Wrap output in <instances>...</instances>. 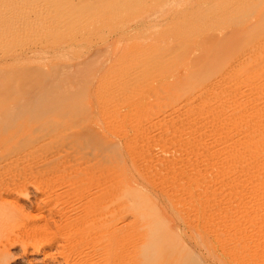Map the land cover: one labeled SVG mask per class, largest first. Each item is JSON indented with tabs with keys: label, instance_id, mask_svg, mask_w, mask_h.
<instances>
[{
	"label": "rangeland",
	"instance_id": "374dc122",
	"mask_svg": "<svg viewBox=\"0 0 264 264\" xmlns=\"http://www.w3.org/2000/svg\"><path fill=\"white\" fill-rule=\"evenodd\" d=\"M44 1L46 2V0H44ZM92 1H94V0H92ZM99 1H100L99 2L100 6L99 5L95 6L96 4H94V2H92L94 4L93 5L91 3V0H90V2L86 3L87 5L89 3H91L90 4L91 6L88 5V8H90L89 10H87V8H85V7H87V5H85L83 7V6H80L78 4L77 5L73 4L72 5L73 7H68L69 9L68 8L67 9L70 10L72 18L70 17V12H68V10H66L65 8H62L60 1H59V4H58V2L56 3V5H58V8H57V6H55L57 9L56 12L52 11L50 6H49L50 8L47 7V5L50 4L51 0H49V1L47 0L46 3H41V2H43V1H41L40 5L42 4V6H46L47 8H49V9H46V7H44L47 11L44 8L41 9L42 10L41 14L45 11V15L43 14V16H41L39 14L40 15L39 17H41L43 19V20L41 19L43 21V23H44V19H46V18L48 19V16H46V12L47 13L50 12L51 16H52V12H54L56 14L55 15L53 13L54 15L52 16V18H50L51 16L49 14H47L50 16L49 22H48L49 23L48 27L49 26L55 27L56 23L60 24L61 22H58V21L55 22L56 21L55 19L58 18L59 15L61 17V16H65L66 14H69V15H66V18L68 20H66V18L64 17L66 22L67 21L70 22V20L71 21L74 20L75 21V22H73L74 26H77V27H73V25H71V28L72 27L74 28L71 32L70 29H66L68 27L70 28V24H69V26H67L68 22L66 24V23H64L65 21L63 20V23L66 25H64V24L62 26L56 25L57 30L55 29L56 27L51 28L54 30V31H52L53 34L57 35V36L54 35V36H56L55 37L56 39H54V36H51L50 32L48 33V30L50 28L48 29L47 26L45 25V23H44L45 26L43 25V23L41 25L38 23L37 27L42 26V27H44V29L47 28L45 30V32L47 31V33H45L44 29L40 28V27H38V29H39L38 31H40L41 33L40 32L37 33L38 32V31L36 32L37 29L35 31H33V33L30 32L33 35H35L37 33V35H35L37 37V39H36L37 42H36V41H34L36 37L34 38L33 35L31 36L28 33H26L31 37V39L29 37H26L27 35L24 34L26 31L23 32V35H21L22 34L21 32L19 34L18 33L16 34L15 31H13V33H15V34H12V32H11V34L13 36L17 35L18 37H21V36L24 37V35H25L26 38L24 37L21 39V38H18L16 36L18 40L15 41L16 38H13L11 36L13 39L12 38L10 39L9 34L6 33V32H8V31H6L7 30L6 28L8 26H10V23L6 22L7 20L5 21V19H6L5 15L6 14L4 12L6 10L3 9V8H6V6H5L6 4L4 3V2H6V0L5 1L0 0V2L2 4H4L3 8L0 7V9L2 10V11H0V13H1L0 17L2 16L4 19L2 17L0 19H2L3 22H5V23H2V21H0V25H1L0 26V32H1L0 36L2 35L0 37V45L2 44L1 42L2 41L4 42V40H7L8 37H9V40L12 42L13 46L18 41L22 42L23 39L25 41L28 38V40H27L28 43L27 42L21 43L22 47L18 46V45H20L19 44L20 42L17 43L15 45V46H17L16 47L17 49L16 48L15 49L10 48L11 51L8 50V52H7V51H5L4 48H0L2 50V52H0V57H1L0 58V70L2 71L5 69L4 71L7 70L9 72H12L11 70H15V67L17 68L16 65H20L18 67L19 68L23 67L24 72L26 71L24 74H26V75L23 74L24 75L23 76L21 74V73H23V69L19 70V68H17L18 69L17 71L15 70L16 73H15V71H13V73L17 74V76L14 74L15 77H18L21 74V76L24 77V78L23 77L22 78L24 79V83H26V84L30 79L29 77H32L34 79L36 76V78H37V75H36L37 73L39 76V70L42 71L40 73V76L43 75L41 78H45L42 81L39 80L40 82H42L41 86H39L41 83H38L34 79V81H35L34 83L35 84L38 83L37 86L40 88L36 87V85H35V87H34L35 90L36 91L38 90L37 92H35L34 88L32 87L34 83H32L31 87L33 88V90H31L32 88L30 89L31 92H29L30 91L29 89L26 90V93L28 91L27 95H25V92L22 93L20 98H22L21 100H23V101H20L19 104H18L19 99H18V101L14 100L15 101L14 103H12L13 101L11 100V103L13 106L12 107L10 106V108H12V110H10L9 107L6 108L8 104L6 105V103H5L6 99L2 96L3 94L0 93V95H1L0 96V102L4 103V105L2 104L3 105L2 110H4V111H0V117H1V115H3L1 117L2 119L0 118V120H1L0 121V124H1V126H0V147H1L0 148V162L1 163H3L2 161L5 162L8 159V157L14 159L15 154L18 153L24 159L23 163L19 166L24 167L22 165L25 164L29 167L31 165L30 164L31 162L29 159H31L33 156L28 157L29 151H27L26 149H29L30 151H33V149L37 150L36 148L32 147L33 144H35V143H36L35 146L37 145V143L42 144V148H44V149L48 146H52V145L54 146L55 145L54 146L55 147L54 154L56 153L55 155L53 154V156H51L52 161L50 160L48 162L50 165V168L52 167V169H53V171L50 175L47 172V170L50 168H49V166L46 167L47 163L44 162L45 160L43 159V157H41V154L39 157L36 156L37 162L34 161L36 166H33V168L36 167L39 170H41L42 169L41 167H44V166L46 168V169L43 168V171L41 170V172L39 170H35L36 168L34 169L36 171V174L38 173L37 174L38 179L43 181V182L41 181V183H38V186H40V188L35 189L33 187V186H35V184L33 182H30V180L28 181V179L25 178L26 176L20 180L15 181V182H10V183L8 182L7 184L6 183L1 184V186H0V197L2 198V200H4L5 204L0 208V212H1L0 213V264H80V263L81 264H91V263H93V264H113V263L120 264L121 260L126 258V257L129 258V257H133L135 255L141 254L142 250H141L140 244L144 240H149V241L154 240L153 242H156V243L159 242L158 244H160V242H161V245H163V246L165 245L164 246L165 249L167 247L169 248V243L168 244H165V243H167L168 241L169 242L171 241L170 245H172V247L170 246L171 248H169V250H168V248L166 249V250H168L166 253L167 255L166 256L163 255L165 258L163 256H162L163 259L161 258V251H160L155 256H152V258L149 260L150 264H155L156 261H158L159 255H160V258L162 259V262H160L158 264H176L175 258H177V257H178L177 258L178 261L180 260V264H187L188 262H190L189 264H191L193 261H199L198 262L199 264H248V259L250 256L249 253H251V248L253 250H256L259 253L257 256V259L259 256L262 259L264 257V241H263L264 240V235H263L264 231L261 230V231H259L260 232L259 233L257 231V230H259V228H256V234H258L256 237H258V238H255V241H256L255 244L250 243L247 231H248L249 220H251V218L252 219L258 218L259 216H261V214L264 210V207H263L264 206V203H263L264 202V199H263L264 198V168H263L264 163L260 162V161L259 162L256 161V163L252 162L253 164L252 163L250 164V161H248V159L244 158V156H243V154H244L243 150H245V147H244V145L241 144L242 143L241 140L238 141L239 142L238 143L236 138L233 139V138L226 137L227 135H225V131L223 132L224 127L221 129H217V128L212 129V127L210 126V124H211V122H210L208 124L211 127V128L209 127L210 129H204L205 131H201V130L199 131V129H196L193 126H191L194 123V121H192L193 118H192V120H190L191 117L188 118V121L189 120L191 121V122L189 121L191 125L189 124V122L187 125H185V123L182 122V119L184 122H186V118L184 116L185 114L183 115V113H186V111L189 112V110H188L189 107L191 109L192 106H194L196 104V97L200 95V94H196L194 92V90L195 89H196V91L198 90L197 93H199L200 92L199 90L201 88H202L201 91L205 90L203 88L205 86L204 85L205 83H207L206 84L207 86L209 84L212 86H217L218 84H220V81L223 82V80H224V79L221 80L222 77H224L223 76V74H224V69H223L224 66L223 65H225V63L228 61L229 56H226L227 59H225L226 57L223 53H221V54H223L222 59L224 61L223 65H222L223 68H221L223 70L220 69V67H221L220 64H219L220 67H219V65L217 66V69L219 68L220 71H219V69L217 70L216 67L214 68L215 70H217L216 73L218 72V74H219V72L223 71V74L218 75V74L214 73L213 69L209 68L210 71H213V73H214V75L212 73H210V74H212V77H211L212 81L210 80V78L207 79L208 81L207 80L204 81V79H202V77H200L202 79L201 82L199 81L201 79H198L199 74L202 75V73H204V76H206L205 73H207L206 69H208V68L205 65H204L205 66L204 67L203 64H204L205 60L207 59V57H208L207 55H209L208 53L210 52L211 48L213 50L214 49L216 50V48H214L215 46L212 42L215 39L218 40V38L217 37L214 38V36H216V35H212L210 32H216V33L218 32L220 34V37L223 34V36L229 37L232 40L234 38L233 43H232V40H229L228 38H226V39H228V43L230 46L226 44L227 43L226 41L219 40L220 43L223 41V43H221L222 45L219 44V46L223 47L224 50H226V51H227V48H229V50L227 52H229L231 49L235 51V49L237 48L238 50L236 49V51L238 52L239 47L243 43V40H244L243 37L245 36V33H243L244 32L243 29H244V27H246V25H248L245 23L249 22V24H250V22L254 19V16L253 17H251V15L245 16V10H244L245 7H244V5H242V2L240 4V8L237 9V11L230 13L229 12L230 10L228 9L229 0H218V1L217 0H215V1L214 0H210V1L205 0L206 2L204 0L203 1H201V0H198V1L197 0H178V1L177 0H175V1L174 0H144V2H143V0L142 1L140 0V2L142 4H139V5L137 4L134 6H132L134 3V0H132V1L126 0V2L129 1V2H133V3H132V5H131V3H129V5H130V8H129L128 3L124 2L127 5V7L125 6L124 9L125 10H131V8L134 7L135 8V9L133 8L134 12L133 11H130V12L125 11L124 12L123 7H122L124 16H123L122 12H120L119 14L116 13V14H114L116 18H113L114 20L112 21V18H111L112 16L110 17L111 19L108 18L111 13L109 14V12H107V11L106 12L104 11L105 14L104 13L101 14L100 12H103V11L97 10L96 13H100L99 16H95L96 14L93 13L92 10H96V9H98V7H101L102 2H103V5H102L103 7H104V3L105 4L108 3V5H110V6L112 4V3L108 2V0H106V2H105V0H103L102 2H101V0H99ZM137 1H139V0H137ZM220 1L222 3L224 1L225 2L222 4ZM140 2H138V3H140ZM1 3H0V6H2ZM124 3H123V5H121V2H120L119 5L124 6ZM136 3H134V4H136ZM143 3H144V5H143ZM43 4H45V5H43ZM51 4H53V3H51ZM119 5L118 4H116V5L112 4V6H114V7L119 6ZM209 5H211V6H209ZM60 6H61V8L59 9ZM105 6H107V5H105ZM197 6L199 7L200 10L197 8ZM200 6H204L207 9H204V7H200ZM219 6H220V8H219ZM195 7H196V10H195ZM215 7H216V9H215ZM73 8H74V10H72ZM75 8H76V11H75ZM61 9H65V11L63 12L64 15H62L60 13L63 11V10L60 11ZM79 9H80V11L82 10V13L85 11V13H83V14H86L87 11H90V13L92 15L95 14L93 16H95V18H97V19L95 20V18L93 17L94 21H92L93 18H90L91 21L90 20L87 21L88 16H89L88 15L87 20H86L87 22L82 21V23H81V21H80V23H79L78 21H79L80 13L78 14V16H76L78 21H76L77 19L76 20L73 19L76 12H80ZM107 10H108V8H107ZM72 11H74V14ZM109 11H111L110 8H109ZM132 12L134 14H132ZM2 13H4L5 15H2ZM107 13H108V15H106ZM83 14H81V15L83 16ZM92 15H90V16L92 17ZM121 15H122V17H121ZM147 15L149 17H147ZM54 16H55V19L53 18ZM68 16L70 17V19L68 18ZM82 16H80V20L83 19ZM235 16H236V18L241 19V21L238 24H232L233 18ZM202 17L203 18L205 17V18L203 19ZM61 18H63V17H61ZM126 18L129 20H127ZM47 19L45 20V22L48 21ZM109 19L112 22L109 23V21H108ZM207 19H208V22H206ZM38 20H39V18H38ZM58 20L62 21V19H60V18H58ZM97 20H98V23H95V21H97ZM102 20H104V21H102ZM218 20H220V22ZM39 22H40V20H39ZM50 22L52 24H53V22H55V23L52 25ZM102 22H103V24L105 22V24L103 25ZM113 22H114V24H113ZM7 24H9V25H7ZM86 24H89L88 27L91 25L90 26L91 30L88 29V27L83 28V26L85 27ZM96 24H98V25H96ZM176 24L177 25L179 24V26L177 27ZM181 24H182V26H181ZM78 25H80L79 26L80 28L78 27ZM105 25H106V27H105ZM59 26H61L62 28L65 26V29L64 28L62 29ZM81 26H82V29H81ZM3 27L5 29H3ZM190 27H191V29H190ZM201 27H202V29H201ZM182 28H183V30H182ZM41 29H43V30L41 31ZM58 29H60V30H58ZM1 30H4L5 33H3V31H1ZM55 31H58V32H55ZM78 31H80V32H78ZM196 31H199V32L196 34L195 33ZM96 32H100V35L99 34L97 35ZM101 32H103V33H101ZM64 33H65V35H64ZM75 33H76V35H75ZM47 34H50V36H47ZM186 34L189 36L187 37ZM225 34H227L228 36ZM58 35L60 37H58ZM80 35H82L83 37ZM72 36H73V38H72ZM207 36H208V38H207ZM223 36H222V38H225ZM39 37H41V38H39ZM50 37L51 38L53 37V38L51 39ZM32 38H34V40ZM69 38H70V40H69ZM201 38H204L205 42L207 41V45H205L206 43H204V46L208 47L207 48L208 50L206 51L207 53H203L201 42H198V41H201ZM32 40H33V42H32ZM53 40H54V43L56 42L57 44L56 43L52 44ZM68 41H70V42H68ZM208 41H210V44H211V45H209L210 48L208 46ZM4 43L2 44L1 47L5 46ZM8 43L9 42H7L5 44H8ZM173 43H175L176 45ZM182 43H183V46H182ZM189 43H190V45H189ZM26 44H27V46L30 45L31 47L28 46L29 47L28 48L26 46ZM180 44H181V47H180ZM196 44L201 45V48H199L198 45H196ZM224 45L228 46V47L226 48ZM8 46H9V44H8ZM196 46L199 48V50L201 49L200 50L201 52L198 51V48ZM18 47H20V48L18 49ZM25 47H26V49H24ZM33 47H35V48L32 49ZM30 48L32 49V51ZM219 48H217V50H219V51H217L218 54L215 52L216 58L219 55V58H217V59H220V57L222 56L219 53L220 51H222V49H219ZM23 49L25 52L27 51L26 52L27 54L23 52ZM41 50H43V51H41ZM46 50L48 52H45ZM190 50L191 51L193 50V51L191 52ZM205 50L206 49H204V52H205ZM15 51H16V53H15ZM19 51H21V54L18 53ZM123 51L125 52V54ZM13 52L18 57L21 56L16 61L12 57ZM158 52H159V54H158ZM199 52L202 54L201 57H200ZM227 52H226V54H227ZM231 53H232V51L230 52V54ZM2 54H3V56H2ZM99 54H101V55H99ZM140 54H142V55H140ZM173 54L175 57L170 58ZM213 54L214 53L211 52L209 57L210 56L214 57ZM227 55H229V53ZM43 56H45V58ZM165 56H166V58H165ZM202 56H204V57L202 58ZM211 57L209 59L210 61H211ZM192 58H193V61L191 60ZM200 58L205 59V60L202 61ZM1 59L3 60V62ZM137 59H139V60H137ZM163 59H166V60L164 61ZM182 59H183V61H182ZM50 60H51V62H50ZM221 60H216L217 64H218V61L221 62ZM88 61H89V63H88ZM168 61H170V62H168ZM189 61H190V64H189ZM197 61H199L201 63H199ZM206 61H208V60H206ZM47 62H49V63L47 64ZM150 62H152L151 65H153L155 67L150 66L149 65ZM160 62L167 63L168 67L167 66L166 67L168 68V70H167V68L164 67L166 64L164 66H162L163 64L160 65ZM10 63H13V64L11 65ZM208 63H209V61H208ZM208 63L206 65H208ZM28 64H29V66L32 65V66H30L31 70L38 69L34 72V73L37 72L35 74V76L32 75L34 73L29 74L30 72H32L30 69H29V71L26 70V69L30 68L29 66H27ZM156 64H157V66H156ZM191 64L194 66L196 64H198V67H200V65H201L205 69H202V67H200L197 70V68H198L197 65H196V67H194V66H191ZM52 65L55 68L51 67ZM61 65H62V67H61ZM79 65L80 66L82 65L81 66L82 69L84 67L86 68L89 66L88 69L92 72L87 71L88 69L87 70L86 69L81 70ZM93 65H95V66H93ZM159 65L161 66L160 68L164 67L165 69L164 68L158 69ZM10 66H12V68H9ZM24 66H27L28 68H26ZM38 66H39V68L40 67H43V68L45 67V68L39 69ZM91 66H93V69H91L92 68ZM94 68L97 69L98 71L95 70ZM151 68H152V70H151ZM66 69H69V70L66 71ZM79 69L81 72L79 71ZM149 69L151 70V72ZM154 69L157 70V75H156V73H155L156 71ZM201 69L206 70V72L199 71ZM51 70H54L55 73H54V71L51 72V74L54 73V75L51 76L52 77L51 81H49L50 80L49 72ZM72 70H74V71L71 72ZM108 70H110V71H108ZM137 70H139V71H137ZM158 70H160V71H158ZM161 70L163 71V73H161L162 72ZM189 70L191 73L189 72ZM7 71L5 73H3V71H2L1 72L2 76H1V74H0V76L1 77L4 76V78L7 79L9 77V76L7 77V75H11V73H9ZM20 71H21V73H20ZM44 71H46V72H44ZM85 71H87L88 73L83 74V72H85ZM95 71L97 72V74ZM140 71H142V74ZM27 72H29V73H27ZM111 72L112 73L116 72V75L111 74ZM133 72H135V73H133ZM144 72L145 73L147 72V73L145 74ZM47 73H48L49 77L47 76ZM68 73H70V74L68 75ZM71 73H75V74H71ZM91 73H92V75H91ZM118 73H120V74H118ZM195 73H196V75H195ZM27 74L29 75V77ZM62 74L63 75L66 74L69 77V78L67 77L68 83L67 84L65 83V85H64V80H65V82H67V79H65V78L63 79ZM107 74H108V76H106ZM160 74H162V75H160ZM169 74L170 75L173 74V75L169 76ZM197 74H198V76H197ZM30 75H32V76H30ZM56 75L58 77L55 79ZM66 75H64L63 77H66ZM72 75H74L75 80H74V77ZM88 75H89V77H88ZM151 75H152V77H150ZM184 75H186V76H184ZM188 75H190V76L188 77ZM193 75L196 76L197 81H199V82H195L196 78ZM215 75L217 77H214V79H212L213 76H215ZM25 76H27L29 79L26 78ZM46 76L48 78H46ZM90 76H93V77H90ZM133 76L134 77L136 76V77L133 78ZM191 76H192V78H191ZM1 77H0V82L3 80V79H1ZM59 77L61 78L60 79L61 81H59ZM82 77H84V79ZM103 77H104V79L105 78L106 79L105 80L103 79L104 81L102 82ZM112 77H113V79H112ZM18 78H20V77H18ZM25 78H26V80L28 79V81H26ZM72 78H73V82L75 81L74 82L75 85L72 82ZM86 78L88 79V81ZM136 79H138V80H136ZM46 80L49 81L48 82L49 84L47 83ZM62 80H63V82H62ZM117 80H119V82H117ZM153 80H155V81H153ZM16 81H15V83L19 82L18 79ZM22 81H20V84L24 85V89H25L27 86L25 84H23ZM31 81L33 82V80H31ZM31 81H29V82H31ZM44 81H46V82H44ZM53 81H54V84H53ZM58 81L63 83V85L65 86V88L64 87L63 88L66 90L61 88L62 83H60L61 84L60 85ZM69 81H70V84L72 86H69ZM89 81H90V83H89ZM113 81H115V83ZM141 81H142V83H141ZM152 81L154 82V84L157 83L156 86L154 85V87H156V88H154V90L152 87V85H153ZM182 81L185 83H183ZM55 82H58L59 86H58V84L55 85ZM98 82H99V84L100 83L101 84L99 85ZM186 82H187V84H186ZM76 83H79V84L82 83V85L80 84L81 85L80 87H82L81 88L82 91L81 90L80 91H81V93L84 92L83 94H85L83 96L78 91L81 94L80 99H79L80 94L79 95L76 94L77 96H79V97H77V99H75L76 98L75 95H73V96L71 95V97H73V99L68 97V96H70V95H68L69 92L70 93L76 92V91H74L75 89L73 90V88L75 86H77V85L79 86V84L76 85ZM102 83L104 84V87H102L103 86ZM134 83H135V86H134ZM139 83H141V84H139ZM147 83H149V84H147ZM47 84L49 86L48 88L50 89V91L52 90V87H55V86L60 87V89L57 87L55 88V89H57L58 93L56 92V90H55V92L53 91V93H55V97L59 96V98L58 97H57V99L54 98L55 100L50 99L51 96H52L51 98H53V95L51 93L52 91L50 92L49 90H46L47 93L42 95V98L44 97L45 99L44 98L42 99L41 97H40V99H35V96H37V98H38V95H39V94L37 95L36 93H38V92L40 93V91L42 90L43 87H44L43 92H45L44 89H46ZM50 84H53V85L51 86ZM144 84H145V86H144ZM188 84L190 85L191 89L187 88L188 90L187 89L185 90L184 87H187ZM192 84L197 85V86H195L196 88ZM30 85L31 84H29V86L27 88H30ZM89 85H91V86L89 87ZM117 85H119V86H117ZM138 85H140V86H138ZM141 85H143V86L141 87ZM146 85L148 87H146ZM160 85H161V87H160ZM181 85L182 86L184 85V87H182ZM66 86L68 88L71 87V89H68ZM83 86H85V87H83ZM106 86L108 89H109V87H111L110 90H108L106 88ZM124 86L126 87V89H124ZM129 86H131V87H129ZM198 86H201V88L198 89L199 88ZM22 88H23V86H22ZM131 88H133V89H131ZM134 88L139 89L138 93ZM159 89H161V90H159ZM71 90H73V92ZM78 90H79V87H78ZM116 90H117V93H116ZM148 90L150 92L152 91L151 93L154 95L153 96H152V94L149 95L150 92H148ZM182 90H183V93L181 92ZM78 92H76V93H78ZM126 92L127 93L135 92V93H133L134 95H131L132 93H129L130 95L128 94L129 95L128 96ZM176 92L179 94H177ZM32 93H34L33 96L31 95ZM49 93H50V95H49ZM118 93H120L121 96ZM139 93L141 95H143L145 93L143 97H145V95H146V100H145V98H142V97L140 99V97H138V96H140ZM173 93H174L175 97L172 96ZM175 93L177 96L175 95ZM180 93L182 96L180 95ZM190 93L191 94L194 93L193 97L189 96L192 99L187 97L188 95H191ZM40 94H42V93H40ZM58 94H60V95H58ZM108 94L111 97L110 99L111 100L113 99L112 100L113 103L111 102L112 103L111 105L109 103L111 100L109 101ZM111 94L114 97H112ZM122 94H124L125 96ZM169 94H171V96ZM62 95H64V96H62ZM66 95H67V97H65ZM99 95H101V96L99 97ZM118 95H119V97H118ZM126 95L128 96V98H126L127 97ZM194 95H196V96H194ZM46 96H48L49 100L46 98ZM149 96H151L150 99H149ZM64 97L66 99H64ZM171 97H173L174 99H171ZM61 98H63V99H61ZM68 98H70V99L67 100ZM114 98H115V100H114ZM136 98H138L137 99L138 101L136 100ZM1 99H3V101ZM129 99L132 101H130ZM165 99H168V102ZM175 99H176V101H175ZM179 99L181 100L180 102H179ZM183 99H186V101L189 100L187 102L189 105H190V101H191L192 106L187 105L186 101ZM36 100H39L38 102H40L42 100L40 102V105H37V107L39 109H37V107L35 106ZM59 100H60V102H59ZM73 100H75V103L77 102L76 104H78L80 106H81V104H83L81 107L79 106L80 109L79 108L77 109L76 106H78V105H76ZM79 100L81 102L80 104L78 102ZM116 100L117 101L119 100V101L117 102ZM156 100H158V103L156 102ZM114 101L117 102L116 106H115ZM121 101H123V102H121ZM126 101H130V103H127ZM140 101H141V103H140ZM143 101H144V104L145 103H147V104H145V105L142 104ZM148 101H150L149 102L150 104H148ZM164 101L167 102V106H166V102L164 105ZM192 101L195 104L194 103L192 104ZM69 102H71V103L68 104L69 105V107H68L67 103H69ZM131 102H132V104H131ZM135 102H136V104H135ZM152 102H154V104ZM15 103H17L20 106L16 105ZM54 103L57 106H55ZM172 103L174 105L175 104H177V105L174 106ZM21 104L23 107L21 106ZM27 104H28V106H27ZM113 104L117 109L111 108L113 106ZM183 104H184V107H182ZM185 104L188 107L185 106ZM49 105L52 107H50ZM143 105H144V107H143ZM169 105H170V107H169ZM155 106L156 107L160 106V107L155 108ZM171 106H172V111H171ZM176 106H177V108H176ZM32 107H35L34 110L32 109ZM46 107H48L47 110H45V112L43 111V113H41L40 111L44 110ZM71 107L75 108V109H72ZM139 107L140 108L143 107V109L141 108V110H139L140 109ZM168 107H169V109H168ZM52 108H54V109H52ZM60 108L62 109V111H60ZM66 108H68V109H66ZM70 108L72 111L70 110ZM107 108H109V110ZM124 108H126V109H124ZM157 109H158V111H157ZM177 109H178V112L175 111ZM31 110H32L34 115L32 114ZM111 110H112V112H110ZM180 110L182 111L181 112L182 114H179L180 115L179 117L182 116V118L180 119L178 117V115H176L180 121L175 120V119H177L175 114L180 113ZM8 111H9V113H8ZM10 111H13V112L11 113ZM20 111H22V112H20ZM59 111L61 114L59 113ZM105 111H106V114H105ZM195 111L196 110L194 108L189 113H194ZM1 112L2 113L4 112V113L2 114ZM108 112L110 113L109 118H107ZM151 113H153V114H151ZM167 113H170V115L174 114L173 117L171 115V118H174V120L169 119L170 115H168ZM46 114H48V115H46ZM79 114L82 117H85L88 114H90V115H88V117L86 116L85 119L83 120V123L80 124L79 126H78L77 121H76L77 123L74 122L77 125L76 124L74 125L73 120L75 121V118L77 119V116ZM120 114H121V116H120ZM166 114H167V116H169L168 119H166L167 118ZM164 115H165V117H163ZM10 116H12V117H10ZM54 116H55V118H54ZM3 117L4 118L6 117V118L3 119ZM162 117H163V119H161ZM72 118H74V119L71 122ZM79 118L82 120L81 117H79ZM86 118H89V119H86ZM204 118H206V117L204 116ZM157 119H159V120L161 119L162 123H161V121H157ZM164 119H165V122H164ZM8 120H9V122H8ZM61 120H63V121H61ZM168 120H171L174 123L170 124V126H169ZM26 122H28V123H26ZM175 122H177V123H175ZM166 123H168V124H166ZM70 124H72V125H70ZM175 124H176L175 127L177 129L174 128ZM24 125H26V126H24ZM27 125H28V127H27ZM60 125H62V126H60ZM68 125L71 126V127H69L70 129L67 128ZM82 125H83V127H81ZM93 125L95 127L94 129H93ZM149 125H150V127H149ZM153 125H155V126H153ZM189 126H190V128H189ZM36 127H37V129H36ZM181 127H184V128H181ZM84 128H86V130ZM33 129H34V131L32 132L31 130H33ZM83 129L85 130V134L83 133L84 135L81 134ZM165 129H166V131L169 130V132H166ZM170 129H171V131H170ZM179 129L182 131L179 132ZM95 130L96 131L100 130L101 133H100V131L96 132ZM225 130H226V134H227L228 130L227 129H225ZM79 131H80V133H79ZM196 131H198V132H196ZM66 132H67V134H66ZM69 132H71V133H69ZM170 132L172 134H170ZM204 132H207V133H204ZM211 132L213 133V135ZM89 133H90V136H89ZM163 133L164 134L166 133V134L164 135ZM176 133L178 134L177 136H176ZM202 133H204L203 135H204L205 139L203 138ZM216 133L218 135H216ZM60 134H62V135H60ZM92 134H94V135H92ZM100 134H101V136H100ZM56 135H58V136H56ZM91 135L93 136V138L91 137ZM96 135H99L100 138L95 137ZM102 135H104V136H102ZM205 136H207V137H205ZM47 137H49V138L45 140V138H47ZM75 137L78 139V141H75V140H77V139H75ZM86 137H89V138H86ZM217 137L220 138V141ZM21 138H23V139H21ZM90 138H92L93 140L92 139L90 140ZM94 138L96 139V141ZM97 138L102 143H100V142L98 143L99 140ZM209 138H212V140H215V142L211 141V139H209ZM215 138H217V139H215ZM33 139H37L38 141H31ZM70 139H72L71 144H75L74 142H77V144L73 145L74 147H72V145L70 144L71 146H69L70 147L69 148L67 145V142H69ZM73 139H75V140H73ZM104 139H105V141L107 140L106 143L103 142ZM142 139H143V141H142ZM173 139H174V141H173ZM206 139H208V140H206ZM223 139L225 141H223ZM217 140H218V142H217ZM41 141H43V143ZM93 141H95V143ZM108 141H109V143H107ZM135 141H137L138 143ZM152 141H153V143H152ZM184 141H186V142H184ZM189 142H190V144H189ZM191 142H192V145H191ZM208 142H210V143L212 142V143L209 145ZM232 142L238 143L239 147H237L238 145L236 146V144L233 143L234 147H235V149H234ZM217 143H220L221 145L220 144L218 145ZM40 144H38V146H36L37 148H39V150L41 148ZM63 144L67 145V146H64ZM99 144H101L102 146ZM229 144L230 145L232 144L231 145L232 148ZM80 145H82L84 148L83 147H82L83 149L79 148V147H81ZM106 145H108V146H106ZM177 145H178V147H177ZM204 145H206V147ZM227 145H229V148H227L228 147ZM240 145H242L243 148L240 147ZM77 146L79 149L77 148ZM21 148H22V150L19 151ZM23 148L25 149L24 151H26V153L23 151ZM156 148L161 149L163 152L161 150H157ZM241 148H242V150H237V149H241ZM17 149L19 152H22V154H20L17 151ZM209 149H211V150H209ZM221 149H223V150H221ZM225 149L228 151L227 153H226ZM39 150L37 152H39ZM72 150H75V152ZM76 150H78L77 153H76ZM229 150H232V151H229ZM151 151H153V152H151ZM89 152H91V154H89V157H88ZM23 153L25 155H23ZM224 153H225V155H223ZM231 153H233V154H231ZM7 154H8V156H6ZM18 154H17V156H19ZM215 154H217V155H215ZM81 155H82V157H81ZM232 155H234L233 158H232ZM26 156L28 158H26ZM164 156H165V158H164ZM12 159H8L7 162H9V160H12ZM25 159H26V161H25ZM213 159H215V161ZM21 161H22V159H21ZM237 161H239V162H237ZM28 162H30V163H28ZM34 162L32 161V163H34ZM53 163H54V165H53ZM28 164H30V165H28ZM250 165H252V166H250ZM254 167H256V168H254ZM100 168L102 170L104 169L105 171L108 170L110 175H111L110 178L99 179L98 177L102 176L101 175L102 172L99 170ZM244 169H245V171H244ZM104 170H103V172L105 173ZM246 170H247V172H246ZM254 171H256V172H254ZM99 173H100V176H99ZM202 173H204V174H202ZM232 174H234V175H232ZM47 175L50 176L49 181H48V183H44ZM98 180L103 181L101 186L97 185L98 182H100ZM226 180H227V183H226ZM24 181L26 184L24 183ZM26 181H28V183ZM27 186H28V188H27ZM32 187L34 188V190ZM100 187L104 191L107 190L106 192L103 191L105 194H110L108 192H111L112 194L116 193V192H119L121 194L124 192L125 195H130L131 201H130L129 196L128 197L123 196L125 198L122 197L123 199L120 200L119 202H117L116 204L111 205L109 207H105V208H107V211L105 208H102L103 210L101 209V211H100V210H98L99 204L92 202L93 199H95L94 196H96V194L99 193L98 189H100ZM252 187H253V189H252ZM59 189H61V192ZM33 191H36V194L33 193ZM39 192H41V193H39ZM126 192H128V193L126 194ZM129 192H130V194H129ZM135 192L139 193V194H135ZM38 193L40 194V196L43 195L42 197L39 196L40 199H38L36 197L38 195ZM64 193H65V196H63ZM132 193H134V196ZM251 193H253V194H251ZM88 194H90V195H88ZM58 195H62L63 197L59 198ZM72 195H73V197H72ZM141 196H142V200H141ZM36 198H37V200H36ZM56 198H58V199H56ZM132 199H134V200H132ZM139 199H140V203L139 202L137 203V201ZM38 200H41V201H38ZM61 200H63V201H61ZM134 201H135V203H134ZM260 201H261V203H260ZM43 202L45 204H43ZM129 202H131V203H129ZM65 203L67 204V206H65L66 205ZM48 204H49V206H48ZM134 204H135V206H134ZM224 204H225V206H224ZM46 205L48 208L45 207ZM128 205H130V206H128ZM129 207L134 208V210H133L135 212L134 214L132 212V209H129ZM148 207H150V208H148ZM127 209H128V212L126 211ZM124 211H126V212H124ZM107 212H109V213H107ZM52 213L54 216H52ZM106 213H107V215H105ZM126 213H127V215H126ZM129 213L130 214L132 213L135 216L132 217V214H131V216L128 215ZM156 214L159 216H156ZM91 215H95V217L94 216L92 217ZM101 215L102 216L104 215L102 219H100L102 217ZM151 215L154 217H152ZM175 216L177 217V219ZM114 218H116V220ZM128 218L130 219V221L133 219V223L131 224V226H132V229H133L134 234H135L134 239H133L134 242L131 244L128 242H125V241H122V242L120 241V238L122 237L121 232L126 233V231L130 230L129 229L130 225H128V224H130V222H128L129 221ZM146 218H148V219H146ZM104 219H105V222H107V220H108L110 224L109 223L103 224V222H101V221H103ZM111 219H113L112 221H114V222H110ZM124 219L127 221H125ZM145 219L147 221H145ZM95 220L97 221V223ZM151 220H153V221L149 222ZM93 221H95V222H93ZM115 221L116 222L118 221L117 224L115 223ZM119 221H120V223H119ZM80 222H82V223H80ZM87 222H90V223L88 224ZM98 222H99V224H98ZM161 222H163L164 224ZM101 223H102L101 226L104 229L108 228L109 226L111 227V224H112V226L116 224V226L121 227V230L120 231L117 230L118 232L113 235L115 237V239H111V236H109L108 233L105 231H104L105 233L104 232L102 233L103 236H101L100 238L98 237V236H100L99 233L101 232V230H103V228H99ZM143 223L144 224L149 223L151 225V227H150V225L148 227L144 226ZM156 223H160V224H156ZM195 223L197 225L199 224L198 225L199 227H197V225ZM87 224H88V226H87ZM93 224H95V225H93ZM137 224H139V225H137ZM140 224H142L141 226H144V227H141ZM165 224L166 225L168 224V225L166 226ZM146 225H148V224H146ZM155 225H157V226H155ZM75 226H76V228H75ZM163 226H166V227H163ZM191 226H193V227L191 228ZM146 227L148 229H146ZM189 227H190V229H189ZM245 227L247 228V230H245L246 229ZM63 228H64V230H63ZM159 228H162L160 230V231L163 230L162 233H160ZM166 228H168V229L166 230ZM200 228L202 229V231L200 230ZM234 228H235V230H234ZM153 230H155L156 231L155 233H158V235L155 234ZM164 230H165V232L167 231V233H165ZM180 230L182 231V233ZM86 231H87V233H86ZM240 231H241V233H240ZM201 232H203V234ZM75 233H77V234H75ZM159 233L161 235L165 234L166 237H165V235H163V237H162L161 235H159ZM71 234H74V235H71ZM69 235L72 236L71 237L72 239L70 237L66 238V236H69ZM148 235H149V237H148ZM105 236H106V238H105ZM243 236H244V238H243ZM84 237H85V240H83ZM193 237H195L194 239L197 238L196 240H198L199 242L194 240ZM156 239H158V242ZM161 239H163L164 241L163 240L161 241ZM114 240H116V241H114ZM178 240H179V243H178ZM77 241L80 242L81 245H80V243L78 244ZM138 241H139V243H137ZM240 241H242L243 243ZM162 242H164V243L162 244ZM183 242H185V244ZM260 242L263 244V247H261L262 245ZM172 243L175 245H173ZM77 244L79 245V247L75 246ZM198 244H200V245H198ZM183 245H185V246H183ZM84 247H86V248H84ZM97 247H99V249ZM180 248L182 251L180 250ZM106 249H108V250L106 251ZM171 249H173V250H171ZM92 250H94V251H92ZM163 252H165L164 249H163ZM169 252L170 253L172 252V253L170 254ZM194 255H195V257L198 258V259L196 258L197 260L195 259V257H193ZM189 256H190V258H194L195 260L194 259L191 260L189 258ZM156 258H157V260L155 261ZM81 259H83V260H81ZM173 260H174V262H173ZM193 263L195 264L197 262H193Z\"/></svg>",
	"mask_w": 264,
	"mask_h": 264
},
{
	"label": "bare ground",
	"instance_id": "6f19581e",
	"mask_svg": "<svg viewBox=\"0 0 264 264\" xmlns=\"http://www.w3.org/2000/svg\"><path fill=\"white\" fill-rule=\"evenodd\" d=\"M5 1V0H4ZM41 1H43V2H41ZM49 1V0H48ZM59 1H60V4L62 5V8H65L66 10H68L69 8L68 7H73L72 5L73 4H78V5H80V6H85V5H87L86 3H88V2H90V0L88 1V0H51V2H50V4L49 5H47V7H51V9H52V11H54V12H56L57 11V9H56V7L55 6H57V8H58V5H56V3L58 2V4H59ZM96 1V2H95ZM103 0H101V2H102ZM121 2V5H123V3L125 2V3H128V5H129V3H131V5H132V3L133 2H129V1H127L126 2V0H108V2H110V3H112L113 5H116V4H118L119 5V3ZM132 1V0H131ZM142 1V0H141ZM175 1V0H174ZM178 1V0H177ZM176 1V2H177ZM198 1V0H197ZM201 1H203V0H201ZM205 1V0H204ZM210 1V0H209ZM215 1V0H214ZM218 1V0H217ZM40 2L41 3H46L47 2V0H46V2L44 1V0H6V2H4L6 5V8H3V6H4V4H2L1 2V5L2 6H0V7H2L3 9H5L6 11L4 12V13H2V15H5L6 16V19H5V21L6 22H8V23H10V26H8L6 29V31H8V32H6L7 34H9V37H10V39L13 37V38H16L15 39V41L16 40H18L17 39V37L15 36H13L12 34H15V33H13V31H15L16 32V34L18 33H22L21 35H23V32H25L24 34H26V33H28L29 35H33L32 33H33V31H35L36 29V32L39 30L38 29V27H40V26H38L37 27V24L39 23L40 25L43 23V19L41 18V17H39L40 15L41 16H43V14L45 15V11L41 14V9L42 8H44V7H46V6H42V4L40 5ZM92 2H94V4H96L95 6H97V5H99L100 6V1L99 0H94V1H92L91 0V3ZM99 4H98V3ZM105 2H106V0H105ZM118 2V3H117ZM137 2V3H136ZM138 2H140V0L139 1H135L134 0V3H136V4H134L133 3V5L132 6H134V5H139V4H142L141 2L140 3H138ZM143 2H144V0H143ZM151 2V1H150ZM206 2V1H205ZM221 2V1H220ZM225 2V1H224ZM223 2V3H224ZM241 2H242V5H244V10H245V16H247V15H251V17H253L254 16V19L250 22V24H249V22L248 23H245V24H248V25H246V27H244V29H243V33H245V36L243 37L244 38V40H243V43L241 44V46L239 47V51L237 52L236 51V49H235V51L234 50H230L229 52H227L228 50H229V48H227L228 46H225L226 48H227V51L226 50H224V48L223 47H220L219 46V44L220 45H222L221 43H223V41L220 43L219 42V40H224V41H226L225 43L227 44V45H229V43H228V39L229 40H232L231 38H229V37H226V36H223V34L221 35V37H220V34L217 32H210L212 35H216V36H214V38L215 37H217L218 38V40H213V44H214V48H216V50L214 49H212L211 48V50H210V52L208 53L209 55L211 54V52H213L214 54V57H211V61L209 60L210 59V57H209V55H207L208 57H207V59L206 60H208L209 61V63H208V61H206L205 59H202L204 56H202V58H200L202 61L203 60H205V62H204V64H203V66L205 65L208 69H206L207 70V73H205V75L207 76H204V73H202V75H200L199 74V76H198V74H197V76H198V79H201L200 77H202V79H204V81L205 80H207V79H209L210 78V80H211V77H212V74L214 75V73H216V71L219 69H217V66L220 64L221 65V67H220V65H219V67H220V69L221 68H223V66H224V74H223V71H221V72H219V74H218V72L216 73V74H218V75H220V74H223V76L224 77H222V79L221 80H223V82H221L220 81V84H218L217 86H212V85H206L207 83H205L204 85L206 86H202L205 90H202L201 91V86H198L199 88L198 89H200L199 91V93H197V91H196V89L194 90V92L196 93V94H200L199 96H197L196 97V104L192 101V104L194 103L195 105V107L194 106H192L191 105V101H190V105L187 103L188 101H186V99H183V100H185L186 101V104L187 105H189V106H192V108L190 109V107H189V112H191L194 108H195V112L194 113H189V112H187L186 111V113H183V115L185 116V118H186V122H184L183 121V119H182V122L183 123H185V125H187L188 124V122L190 121V120H192V118H193V120L192 121H194V123L191 125L190 124V122H189V124L191 125V126H193L194 128H196V129H199V131L201 130V131H205L204 129H210L211 127H212V129H215V128H217V129H221V128H223L224 127V130H223V132L225 131V135H227L226 137H228V138H236V140H237V142L238 141H240L241 140V144L242 145H244V147H245V150H243V156H244V158H246V159H248V161H250V164L253 162V163H256V161H260V162H263L264 163V0H229V2H228V9L230 10L229 12L230 13H233L234 11H237V9H239L240 8V4H241ZM51 3H53V4H51ZM91 3H89L88 5H90ZM109 3V4H110ZM115 3V4H114ZM124 3V6H121V5H119V6H112V4H111V6L110 5H108V3H104V7L102 6L103 5V2H102V5H101V7H98V9H96V10H92L93 11V13H95V14H93V15H95V16H99V14L101 13H104L105 14V12L107 11V12H109V17L108 18H110L111 16V18H112V21L114 20L113 18H116L115 17V15L114 14H119L120 12H122L123 13V10H124V12L125 11H127V12H130V11H133V8H131V10H125L124 8H125V6L127 7V5ZM198 3V2H197ZM201 3V2H200ZM222 3V2H221ZM222 3V4H223ZM93 4V3H92ZM93 4V5H94ZM177 4V3H176ZM205 4V3H204ZM215 4V3H214ZM213 4V5H214ZM43 5H45V4H43ZM88 5H87V7H85V8H87V10H89L90 8H88ZM92 5V6H93ZM105 5H107V6H105ZM143 5H144V3H143ZM226 5V4H225ZM42 6V7H41ZM91 6V5H90ZM94 6V7H95ZM209 6H211V5H209ZM46 7V9H49V8H47ZM76 7V6H75ZM103 7V8H102ZM122 7H123V10H122ZM200 7H204V6H200ZM61 8V6L59 7V9ZM68 8V9H67ZM92 8V7H91ZM107 8H108V10H107ZM109 8L111 9V11H109ZM129 8H130V5H129ZM197 8L199 9V7L197 6ZM210 8V7H209ZM219 8H220V6H219ZM45 9V8H44ZM43 9V10H44ZM45 9V10H46ZM65 9H61L60 11H62V12H60L62 15H64V11H65ZM84 9V8H83ZM94 9V8H93ZM135 9V8H134ZM197 9V10H198ZM204 9H207L206 7H204ZM203 9V10H204ZM215 9H216V7H215ZM72 10H74V8L72 9ZM78 10V9H77ZM86 10V9H85ZM97 10H99V11H103V12H100V13H96L97 12ZM195 10H196V7H195ZM200 10V9H199ZM227 10V9H226ZM225 10V11H226ZM0 11H2L1 9H0ZM4 11V10H3ZM47 11V10H46ZM75 11H76V8H75ZM79 11H80V9H79ZM84 11V10H83ZM95 11V12H94ZM105 11V12H104ZM207 11V10H206ZM54 12H52V16L55 14ZM68 12H70V10H68ZM73 12V14H74V11H72ZM88 12V13H87ZM86 12V14H83V13H85V11L82 13V10L80 11V12H76V14H75V16H74V18L73 19H77L76 18V16H78V14L80 13V16H82L81 14H83V16H82V20H80V16H79V21H78V19L76 20V21H78L79 23H80V21H81V23H82V21L83 22H85L86 20H87V16H88V20L87 21H89L90 20V18H95V16H93L91 13H90V11H87ZM134 12V11H133ZM132 12V14H134ZM192 12V11H191ZM204 12V11H203ZM227 12V11H226ZM54 13V14H53ZM58 13V12H57ZM1 14V13H0ZM40 14V15H39ZM47 14H49L50 16H51V13L49 12V13H47L46 12V16H48V21H46L45 22V20L46 19H44V23H45V25L47 26V28L49 29L48 30V33L50 32V34H51V36H54V35H56V34H53V32L52 31H54L53 29H51V28H53L54 26H49L48 27V25H49V15H47ZM98 14V15H97ZM202 14V13H201ZM220 14V13H219ZM56 15V14H55ZM66 15H69V14H66ZM66 15L65 16H61V17H65L66 18ZM90 15H92V17L90 16ZM106 15H108V13L106 14ZM218 15V14H217ZM4 16V17H5ZM52 16L50 17V18H52ZM73 16V15H72ZM102 16V15H101ZM123 16H124V13H123ZM205 16V15H204ZM210 16V15H209ZM2 17V16H1ZM0 17V18H1ZM45 17V16H44ZM43 17V18H44ZM57 17V16H56ZM60 17V15L58 16V18H60V19H62V21L61 20H58V18H56L55 19V16L53 17L55 20V22H61L60 24L59 23H56V25H63L64 23H66L67 24V22H68V24H67V26H69V24H70V28L68 27V28H66V29H70L71 30V32H72V30L74 29L73 27H77V26H74V23L73 22H75L74 20H70V22L69 21H67L66 22V20H68L67 18H66V20H65V18L63 19V18H61ZM70 17H71V12H70ZM70 17L68 16V18L70 19ZM121 17H122V15H121ZM147 17H149L148 15H147ZM146 17V18H147ZM206 17V16H205ZM204 17V18H205ZM244 17V16H243ZM242 17V18H243ZM3 18V17H2ZM38 18H39V20H40V22H39V20H38ZM72 18V17H71ZM94 18H93V20L92 21H94ZM110 18V19H111ZM203 18V17H202ZM203 18V19H204ZM4 19V18H3ZM42 19V20H41ZM97 18H95V20H96ZM110 19L108 20L109 21V23L110 22H112V21H110ZM127 19V18H126ZM138 19V18H137ZM195 19V18H194ZM212 19V18H211ZM238 19V20H237ZM52 20V19H51ZM50 20V21H51ZM63 20L65 21L64 23H63ZM117 20V19H116ZM115 20V21H116ZM127 20H129V19H127ZM131 20V19H130ZM145 20V19H144ZM213 20V19H212ZM248 20V19H247ZM0 21H2V23H5V22H3V20L2 19H0ZM86 21V22H87ZM91 21V20H90ZM102 21H104V20H102ZM114 21V22H115ZM146 21V20H145ZM206 21V20H205ZM219 22H220V20H218ZM241 21V19L240 18H236V16L233 18V21H232V24H238L239 22ZM52 22V21H51ZM50 22V23H51ZM55 22H53V24L55 23ZM107 22V21H106ZM114 22H113V24H114ZM129 22V21H128ZM193 22V21H192ZM206 22H208V19H207V21ZM217 22V21H216ZM222 22V21H221ZM44 23H43V25H44ZM73 23V24H72ZM78 23V24H79ZM94 23V22H93ZM95 23H98V20L97 21H95ZM184 23V22H183ZM191 23V22H190ZM204 23V22H203ZM52 24V23H51ZM52 24V25H53ZM66 24H64V25H66ZM90 24V23H89ZM89 24H86V26L84 27L83 26V28H87L88 27V25ZM102 24H103V22H102ZM104 24H105V22H104ZM103 24V25H104ZM112 24V25H113ZM129 24V23H128ZM211 24V23H210ZM7 25H9V24H7ZM44 25V26H45ZM56 25H55V27H56ZM71 25H73V27L71 28ZM96 25H98V24H96ZM108 25V24H107ZM175 25V24H174ZM177 25V24H176ZM187 25V24H186ZM196 25V24H195ZM1 26V25H0ZM4 26V25H3ZM61 26H59V27H61ZM80 25H78V27H79ZM91 26V25H90ZM88 27V29H90L91 30V27ZM114 26V25H113ZM179 26V24L177 25V27ZM181 26H182V24H181ZM5 27V26H4ZM3 27V29H5ZM54 27V28H55ZM97 27V26H96ZM105 27H106V25H105ZM108 27V26H107ZM122 27V26H121ZM40 28H43L44 29V27H40ZM46 28V29H47ZM62 28V27H61ZM64 29H65V26L63 27ZM62 28V29H63ZM80 28V27H79ZM78 28V29H79ZM101 28V27H100ZM112 28V27H111ZM115 28V27H114ZM206 28V27H205ZM43 29H41V31L43 30ZM46 29H44V32H45V30ZM56 30H57V27L55 28ZM81 29H82V26H81ZM80 29V30H81ZM87 29V30H88ZM96 29V28H95ZM104 29V28H103ZM177 29V28H176ZM179 29V28H178ZM190 29H191V27H190ZM201 29H202V27H201ZM58 30H60V29H58ZM76 30V29H75ZM74 30V31H75ZM86 30V31H87ZM93 30V29H92ZM182 30H183V28H182ZM217 30V29H216ZM1 31H3V33H5V31L4 30H1ZM19 31V32H18ZM62 31V30H61ZM66 31V30H65ZM89 31V30H88ZM87 31V32H88ZM94 31V30H93ZM163 31V30H162ZM10 32V33H9ZM11 32H12V34H11ZM30 32H32V33H30ZM40 31H38L37 33H39ZM43 32V33H44ZM55 32H58V31H55ZM78 32H80V31H78ZM199 31H196L195 33L197 34ZM206 32V31H205ZM1 33V32H0ZM35 33V32H34ZM37 33L35 34V35H37ZM41 33V32H40ZM42 33V34H43ZM45 33H47V31L45 32ZM63 33V32H62ZM61 33V34H62ZM101 33H103V32H101ZM108 33V32H107ZM179 33V32H178ZM192 33V32H191ZM194 33V32H193ZM194 33V34H195ZM204 33V32H203ZM11 34V35H10ZM28 34H26L27 36L26 37H29L30 39H31V37L28 35ZM50 34H47V36H50ZM67 34V33H66ZM91 34V33H90ZM96 34L98 35H100V32H96ZM95 34V35H96ZM190 34V33H189ZM35 35H33L34 36V38L36 37ZM45 35V34H44ZM63 35V34H62ZM64 35H65V33H64ZM75 35H76V33H75ZM88 35V34H87ZM96 35V36H97ZM104 35V34H103ZM187 35V34H186ZM193 35V34H192ZM207 35V34H206ZM225 35H227V34H225ZM230 35V34H229ZM243 35V34H242ZM2 36V35H1ZM0 36V37H1ZM7 36V35H6ZM12 36V37H11ZM57 36V35H56ZM56 36H54V39H56L55 37ZM80 36H82V35H80ZM93 36V35H92ZM184 36V35H183ZM189 35H187V37H188ZM222 36L223 37H225V38H222ZM228 36V35H227ZM8 37V36H7ZM9 37L7 38V40H4V42L5 43H7V42H9L8 44H9V46H8V44H5L3 41L1 42L2 44L4 43V47H1L2 46V44L0 45V48H4L5 49V51H7L8 52V50L9 51H11V49L10 48H16L17 46H15L17 43H19L20 41H18L16 44H14V46L12 45V42L9 40ZM24 37H25V35H24ZM23 36H21V37H18V38H24ZM25 37V38H26ZM58 37H60L59 35H58ZM83 37V36H82ZM81 37V38H82ZM100 37V36H99ZM102 37V36H101ZM202 37V36H201ZM205 37V36H204ZM12 38V39H13ZM34 38H32L33 40H34ZM39 38H41V37H39ZM51 38V37H50ZM49 38V39H50ZM53 38V37H52ZM51 38V39H52ZM72 38H73V36H72ZM184 38V37H183ZM194 38V37H193ZM207 38H208V36H207ZM210 38V37H209ZM213 38V37H212ZM222 38V39H221ZM226 38H228V39H226ZM29 39V40H30ZM37 37L35 38V40L34 41H36L37 42ZM77 39V38H76ZM191 39V38H190ZM189 39V40H190ZM200 39V38H199ZM198 39V40H199ZM204 38H201V41H198V42H201V45H202V50H203V53H207L206 51L208 50L207 48L208 47H205L204 46V43H206L205 45H207V41L205 42V39L203 40ZM226 39V40H225ZM27 40H28V38H27ZM27 40H25L24 41V39H23V41L22 42H20L19 44L20 45H18V46H21L22 47V44L21 43H25V42H27L28 43V41ZM33 40H32V42H33ZM42 40V39H41ZM48 40V39H47ZM69 40H70V38H69ZM211 40V39H210ZM7 41V42H6ZM14 41V40H13ZM50 41V40H49ZM31 42V43H32ZM44 42V41H43ZM68 42H70V41H68ZM230 42V41H229ZM234 42V38H233V40H232V43ZM14 43V42H13ZM30 43V42H29ZM40 43V42H39ZM38 43V44H39ZM54 43V40L52 41V44ZM56 43V42H55ZM54 43V44H55ZM186 43V42H185ZM33 44V43H32ZM57 44V43H56ZM173 44H175V43H173ZM172 44V45H173ZM7 45V46H6ZM12 45V46H11ZM47 45V44H46ZM144 45V44H143ZM176 45V44H175ZM189 45H190V43H189ZM195 45V44H194ZM196 45H198V47L199 48H201V45H199V44H196ZM209 45H211L210 44V41H208V46ZM26 46H27V44H26ZM28 46H30V45H28ZM27 46V47H28ZM49 46V45H48ZM138 46V45H137ZM179 46V45H178ZM182 46H183V43H182ZM230 46V45H229ZM233 46V45H232ZM31 47V46H30ZM40 47V46H39ZM43 47V46H42ZM104 47V46H103ZM170 47V46H169ZM172 47V46H171ZM175 47V46H174ZM180 47H181V44H180ZM185 47V46H184ZM197 47V46H196ZM197 47V48H198ZM205 47V48H204ZM213 47V46H212ZM220 47V48H219ZM9 48V49H8ZM20 47H18V49H19ZM29 48V47H28ZM35 47H33L32 49H34ZM108 48V47H107ZM199 48H198V51H200L199 50ZM209 48H210V46H209ZM217 48H219V49H222V51H220L219 53L221 54V53H223L224 55H225V57L226 56H229V58H228V61L225 63V65H223V63H224V61H223V59H222V57H223V54H221L222 56L220 57V59H217V58H219V55L217 56V58H216V53H217V51H219V50H217ZM231 48V47H230ZM7 49V50H6ZM17 49V48H16ZM24 49H26V47L24 48ZM24 49H23V52L24 53H26L25 51H24ZM31 49V48H30ZM32 49H31V51H32ZM182 49V48H181ZM204 49H206L205 50V52H204ZM40 50V49H39ZM238 50V49H237ZM4 51V52H5ZM41 51H43V50H41ZM145 51V50H144ZM180 51V50H179ZM191 51V50H190ZM193 51V50H192ZM191 51V52H192ZM197 51V50H196ZM225 53H224V52ZM232 51V53L230 54V52ZM0 52H2V50L0 49ZM3 52V53H4ZM45 52H48L47 50L45 51ZM124 52V51H123ZM165 52V51H164ZM201 52V51H200ZM199 52V53H200ZM216 52V53H215ZM226 52H227V54L229 53V55H227L226 54ZM15 53H16V51H15ZM14 52H13V54H12V57H13V59L16 61L18 58H20V57H18L16 54H15ZM18 53H20L21 54V51H19ZM106 53V52H105ZM162 53V52H161ZM173 53V52H172ZM181 53V52H180ZM185 53V52H184ZM198 53V54H199ZM27 54V53H26ZM124 54H125V52H124ZM158 54H159V52H158ZM167 54V53H166ZM182 54V53H181ZM189 54V53H188ZM191 54V53H190ZM218 54V53H217ZM24 55V54H23ZM30 55V54H29ZM40 55V54H39ZM99 55H101V54H99ZM121 55V54H120ZM119 55V56H120ZM140 55H142V54H140ZM170 55V54H169ZM201 53H200V57H201ZM2 56H3V54H2ZM8 56V55H7ZM11 56V55H10ZM31 56V55H30ZM33 56V55H32ZM36 56V55H35ZM162 56V55H161ZM198 56V55H197ZM38 57V56H37ZM42 57V56H41ZM44 58H45V56H43ZM136 57V56H135ZM134 57V58H135ZM168 57V56H167ZM170 57V56H169ZM173 57H175L174 56V54L170 57V58H173ZM192 57V56H191ZM224 57V58H225ZM1 58V57H0ZM4 58V57H3ZM7 58V57H6ZM40 58V57H39ZM165 58H166V56H165ZM188 58V57H187ZM186 58V59H187ZM195 58V57H194ZM199 58V57H198ZM215 58V59H214ZM5 59V58H4ZM9 59V58H8ZM11 59V58H10ZM54 59V58H53ZM140 59V58H139ZM139 59H137V60H139ZM152 59V58H151ZM168 59V58H167ZM184 59V58H183ZM183 59H182V61H183ZM190 59V58H189ZM188 59V60H189ZM222 59V60H221ZM225 59H227V57L225 58ZM2 60V59H1ZM96 60V59H95ZM149 60V59H148ZM156 60V59H155ZM164 61L166 60V59H163ZM185 60V59H184ZM192 61H193V58L191 59ZM215 60V61H214ZM216 60H221V62L220 61H218V64H217V61ZM53 61V60H52ZM153 61V60H152ZM157 61V60H156ZM171 61V60H170ZM170 61H168V62H170ZM176 61V60H175ZM226 61V60H225ZM2 62H3V60H2ZM1 62V63H2ZM25 62V61H24ZM50 62H51V60H50ZM79 62V61H78ZM84 62V61H83ZM91 62V61H90ZM93 62V61H92ZM145 62V61H144ZM149 62V61H148ZM174 62V61H173ZM196 62V61H195ZM197 62H199V61H197ZM214 62V63H213ZM49 62H47V64H48ZM88 63H89V61H88ZM87 63V64H88ZM94 63V62H93ZM151 63L152 62H150V66H152V67H155V66H153V65H151ZM155 63V62H154ZM199 63H201V62H199ZM208 63V65H206ZM11 65L13 64V63H10ZM79 64V63H78ZM77 64V65H78ZM161 64H163L162 66H164L165 64V68H167L168 66H167V63H162V62H160V65ZM169 64V63H168ZM185 64V63H184ZM189 64H190V61H189ZM215 64V65H214ZM15 65V64H14ZM13 65V66H14ZM24 65V64H23ZM65 65V64H64ZM91 65V64H90ZM96 65V64H95ZM95 65H93V66H95ZM158 66V69H162V68H164V67H162V68H160L161 66ZM172 65V64H171ZM170 65V66H171ZM197 65V67H198V64H196ZM196 65L194 66V65H192L191 64V66H194V67H196ZM213 65V66H212ZM223 65V66H222ZM17 66V68H19L18 66H20V65H16ZM27 66H29V64L27 65ZM27 66H24V67H26V68H28ZM30 66H32V65H30ZM29 66V67H30ZM59 66V65H58ZM80 66V65H79ZM82 66V65H81ZM81 66H80V69L81 70H87L88 69V67H84L83 69L81 68ZM93 66H91L92 68L91 69H93ZM136 66V65H135ZM141 66V65H140ZM156 66H157V64H156ZM167 66V67H166ZM169 66V67H170ZM182 66V65H181ZM190 66V65H189ZM188 66V67H189ZM204 66V67H205ZM34 67V66H33ZM51 67H53V68H55L53 65L51 66ZM61 67H62V65H61ZM75 67V66H74ZM173 67V66H172ZM200 67H202L201 65H200ZM200 67H198L197 68V70L200 68ZM216 67V69L217 70H215L214 68ZM9 68H12V66H10ZM16 67H15V70L17 71L18 69H17ZM35 68V67H34ZM38 68H39V66H38ZM40 68H43V67H40ZM39 68V69H40ZM45 68V67H44ZM43 68V69H44ZM52 68V69H53ZM137 68V67H136ZM139 68V67H138ZM145 68V67H144ZM149 68V67H148ZM147 68V69H148ZM164 68V69H165ZM213 69V71H214V73H213V71H210V69ZM21 69H23V67H20L19 68V70H21ZM29 69L31 70V67L30 68H28V69H26L27 71H29ZM80 69H79V71H80ZM95 69V68H94ZM101 69V68H100ZM157 69V68H156ZM156 69H154L156 72V75H157V70ZM202 69H205V68H203L202 67ZM199 70V71H203V72H206V70ZM220 69H219V71H220ZM223 69H221V70H223ZM5 70V69H4ZM4 70H2L3 71V73H5L6 71H4ZM9 70V69H8ZM15 70H11L12 72H9V71H7V72H9V73H11V75H7V79L6 78H4V76L3 77H1L2 76V74H1V70H0V74H1V79H3L0 83L2 84L3 82V84L1 85L0 84V93H2L3 95V97L6 99V105H7V107L6 108H10V106L12 107L13 105H12V103H14L16 100L18 101V99H19V101H18V104H19V102L20 101H23V100H21L22 98H20L21 97V94L22 93H24L25 92V95H27V93H28V91H27V93H26V90H30L32 87L34 88L35 87V85H36V87H38L37 86V84L38 83H41L39 86H41L42 85V82H40V81H42V80H44L45 78H41L42 76H40V73L42 72V71H40L39 70V76H38V73L36 74V73H34L36 70H38V69H33V70H31L32 72H27V73H29V74H31V73H34V74H32L33 76H35V74L37 75V78H36V76H35V81H37L38 83L37 84H35L34 82V79L32 78V77H29V75H28V77L31 79V80H33V82L27 77V76H25L26 78H28L29 79V81H31V82H29L28 81V79L26 80V78H25V80L26 81H28L27 82V84L26 83H24V75H26V74H24L25 72H24V69H23V73H21V71H20V73L23 75V76H21V74L18 76V77H20V78H18V77H15V75L17 76V74H15L16 73V71ZM42 70V69H41ZM55 70V69H54ZM54 70H51L50 72H49V75H50V80L49 81H51V76H53L54 75V73H55V71ZM69 69H66V71H68ZM95 70H97V69H95ZM111 70V69H110ZM110 70H108V71H110ZM129 70V69H128ZM134 70V69H133ZM140 70V69H139ZM139 70H137V71H139ZM150 70V69H149ZM151 70H152V68H151ZM151 70H150V72H151ZM167 70H168V68H167ZM179 70V69H178ZM13 71H15V73H13ZM52 71H54V73L53 74H51V72ZM65 71V72H66ZM74 70H72L71 72H73ZM87 71H90L89 69L87 70ZM87 71H85V72H83V74L84 73H88ZM98 71V70H97ZM112 71V70H111ZM158 71H160V70H158ZM162 71V70H161ZM165 71V70H164ZM195 71V70H194ZM44 72H46V71H44ZM43 72V73H44ZM59 72V71H58ZM64 72V73H65ZM77 72V71H76ZM81 72V71H80ZM90 72H92V71H90ZM94 72V71H93ZM96 72V71H95ZM107 72V71H106ZM130 72V71H129ZM136 72V71H135ZM135 72H133V73H135ZM141 72V74H142V71H140ZM189 72H190V70H189ZM13 73V74H12ZM18 73V72H17ZM131 73V72H130ZM145 73V72H144ZM147 73V72H146ZM145 73V74H146ZM161 73H163V71L161 72ZM191 73V72H190ZM197 73V72H196ZM196 73H195V75H196ZM210 73H212V74H210ZM15 74V75H14ZM59 74V73H58ZM70 73H68V75H69ZM71 74H75V73H71ZM95 74V73H94ZM96 74H97V72H96ZM111 74H115L116 75V72H111ZM110 74V75H111ZM118 74H120V73H118ZM117 74V75H118ZM132 74V73H131ZM140 74V73H139ZM154 74V73H153ZM165 74V73H164ZM189 74V73H188ZM210 74V75H209ZM32 75H30V76H32ZM63 75V74H62ZM61 75V76H62ZM64 75H66V74H64ZM63 75V76H64ZM68 75H66V77H63L62 76V78L64 79H67V82H65V80H64V85H65V83L67 84L68 83ZM91 75H92V73H91ZM105 75V74H104ZM122 75V74H121ZM138 75V74H137ZM160 75H162V74H160ZM173 75V74H172ZM172 75H170L169 74V76H172ZM192 75V74H191ZM195 75H193L195 78H196V76ZM47 76H48V73H47ZM46 76V78H48ZM73 77H74V75H72ZM76 76V75H75ZM106 76H108V74L106 75ZM124 76V75H123ZM166 76V75H165ZM184 76H186V75H184ZM190 75H188V77H189ZM205 78H204V77ZM23 77V78H22ZM40 77V78H39ZM58 76L56 75V77H55V79L57 78ZM68 77V78H67ZM88 77H89V75H88ZM87 77V78H88ZM90 77H93V76H90ZM102 77V76H101ZM105 77V76H104ZM104 77L102 78V82L106 79H104ZM114 77V76H113ZM113 77H112V79H113ZM136 77V76H135ZM134 76H133V78H135ZM144 77V76H143ZM150 77H152V75L150 76ZM214 77H217L216 75L215 76H213V78L212 79H214ZM79 78V77H78ZM77 78V79H78ZM83 79H84V77H82ZM81 78V79H82ZM86 78V79H87ZM95 78V77H94ZM110 78V77H109ZM115 78V77H114ZM141 78V77H140ZM148 78V77H147ZM191 78H192V76H191ZM194 78V79H195ZM19 80V84L18 83H15V81L16 80ZM23 81H22V80ZM61 78L59 77V81H61L60 80ZM104 79V80H103ZM108 79V78H107ZM132 79V78H131ZM169 79V78H168ZM190 79V78H189ZM202 79L201 80H199L200 82L202 81ZM40 80V81H39ZM58 80V79H57ZM74 80H75V77H74ZM126 80V79H125ZM124 80V81H125ZM130 80V79H129ZM136 80H138V79H136ZM141 80V79H140ZM144 80V79H143ZM147 80V79H146ZM20 81H22L23 82V84H25L27 87L29 86V84H31L30 85V88H27L26 86V88L24 89V85H22V84H20ZM25 81V82H26ZM47 81V80H46ZM46 81H44V82H46ZM49 81H47V83L49 82ZM58 81V82H59ZM87 81H88V79H87ZM99 81V80H98ZM101 81V80H100ZM112 81V80H111ZM110 81V82H111ZM121 81V80H120ZM123 81V82H124ZM128 81V80H127ZM145 81V80H144ZM153 81H155V80H153ZM152 81V87H153V90H154V88H156V87H154V85L156 86V84H154V82ZM199 81H197V78L195 79V82H199ZM208 81V80H207ZM212 81V80H211ZM218 81V80H217ZM17 82V81H16ZM21 82V83H22ZM58 82H55V85L56 84H58ZM62 82H63V80H62ZM62 82H59V84L60 83H62ZM72 82H73V78H72ZM75 82V81H74ZM73 82V83H74ZM81 82V81H80ZM108 82V81H107ZM114 83H115V81H113ZM117 82H119V80H117ZM122 82V83H123ZM126 82V81H125ZM133 82V81H132ZM148 82V81H147ZM183 82V81H182ZM181 82V83H182ZM210 82V81H209ZM219 82V81H218ZM32 83H34L33 84V86H32ZM52 83V82H51ZM72 83V84H73ZM86 83V82H85ZM89 83H90V81H89ZM113 83V84H114ZM121 83V84H122ZM141 83H142V81H141ZM141 83H139V84H141ZM145 83V82H144ZM183 83H185V82H183ZM203 83V82H202ZM49 84V83H48ZM48 84H47V86H46V89H44L45 90V92H43V88H42V90L40 91V93H42V94H40L39 92L38 93H36L37 95H38V98H37V96H35V99H40V97L42 98V95H44V94H46L47 92H46V90H49L50 91V89L48 88L49 86H48ZM53 84H54V81H53ZM53 84H50L51 86L53 85ZM59 84H58V86H59ZM77 84H79V83H76V85ZM81 85H82V83H80ZM79 84V86L77 85V86H75L74 88H73V90L74 91H76V92H80L81 93V88L82 87H80L81 85ZM98 84H99V82H98ZM101 84V83H100ZM99 84V85H100ZM110 84V83H109ZM126 84V83H125ZM147 84H149V83H147ZM179 84V83H178ZM186 84H187V82H186ZM217 84V83H216ZM61 85V84H60ZM63 85V83H62V87L61 88H65V86ZM74 85H75V83H74ZM102 87H104V84L102 83ZM112 85V84H111ZM128 85V84H127ZM131 85V84H130ZM174 85V84H173ZM192 85H194V87L195 86H197V85H195V84H192ZM199 85V84H198ZM202 85V84H201ZM214 85V84H213ZM22 86H23V88H22ZM32 86V87H31ZM58 86H55V87H52V95H53V98H51L50 97V99H57V97L59 98V96H57V97H55V93H53V91L55 92V90H56V92L58 93V91H57V89H55L56 87L57 88H59L60 89V87H58ZM69 86H72L71 84H70V81H69ZM91 85H89V87H90ZM116 86V85H115ZM117 86H119V85H117ZM126 86V85H125ZM124 86V89H126V87ZM134 86H135V83H134ZM138 86H140V85H138ZM143 85H141V87H142ZM144 86H145V84H144ZM150 86V85H149ZM182 86V85H181ZM67 87V86H66ZM78 87H79V90H78ZM83 87H85V86H83ZM98 87V86H97ZM129 87H131V86H129ZM140 87V88H141ZM146 87H148L147 85H146ZM160 87H161V85H160ZM179 87V86H178ZM182 87H184V85L182 86ZM208 87V88H207ZM33 88L31 89V90H33ZM38 88H40V87H38ZM63 88V89H64ZM68 88V87H67ZM100 88V87H99ZM106 88H107V86H106ZM110 88L111 87H109V89L108 90H110ZM113 88V87H112ZM115 88V87H114ZM119 88V87H118ZM123 88V87H122ZM121 88V89H122ZM164 88V87H163ZM180 88V87H179ZM191 89V87H190V85L188 84L187 85V87H184V89L186 90V89ZM193 88V87H192ZM196 88V87H195ZM23 89V90H22ZM62 89V90H63ZM68 89H71V87L70 88H68ZM77 89V90H76ZM89 89V88H88ZM87 89V90H88ZM105 89V88H104ZM106 89V90H107ZM116 89V88H115ZM120 89V88H119ZM129 89V88H128ZM131 89H133V88H131ZM130 89V90H131ZM135 89V88H134ZM178 89V88H177ZM183 89V90H184ZM187 89V90H188ZM25 90V91H24ZM31 90L29 91V92H31ZM34 90H35V88H34ZM64 90H66V89H64ZM63 90V91H64ZM73 90H71L72 92H73ZM81 90V91H80ZM90 90V89H89ZM100 90V89H99ZM136 91H137V93H138V90L139 89H135ZM134 90V91H135ZM142 90V89H141ZM159 90H161V89H159ZM163 90V89H162ZM170 90V89H169ZM180 90V89H179ZM183 90L181 91L182 93H183ZM38 91V90H37ZM36 90H35V92H37ZM48 91V92H49ZM68 91V90H67ZM112 91V90H111ZM110 91V92H111ZM129 91V90H128ZM127 91V92H128ZM135 91V92H136ZM146 91V90H145ZM76 92H74V93H68V95H70V96H68V97H70V98H72L73 99V97H71V95L73 96V95H75L76 96V98L75 99H77V97H79V99L81 98V94L84 96L85 94H83L84 92H82L81 94L78 92V93H76ZM86 92V91H85ZM109 92V93H110ZM126 92V93H127ZM135 92H133V93H135ZM141 92V91H140ZM148 92H150L149 90H148ZM152 92V91H151ZM149 93V95H151L152 93ZM187 92V91H186ZM56 93V94H57ZM106 93V92H105ZM113 93V92H112ZM116 93H117V90H116ZM121 93V92H120ZM120 93H118V94H120ZM129 93H132V92H129ZM129 93H127V95L129 94ZM131 94V95H134V94ZM165 93V92H164ZM163 93V94H164ZM170 93V92H169ZM177 93V92H176ZM176 93H175V95H176ZM188 93V92H187ZM202 93V94H201ZM33 94L34 93H32L31 95L33 96ZM61 94V93H60ZM60 94H58V95H60ZM63 94V93H62ZM76 94H80L79 96H77ZM107 94V93H106ZM114 94V93H113ZM145 94V93H144ZM144 94L143 95H141L140 93H139V95L140 96H138V97H140V99H141V97L142 98H145V100H146V95H145V97H143L144 96ZM177 94H179V93H177ZM191 94V93H190ZM194 94V93H193ZM193 94H191V95H188L187 97H189V96H192L193 97ZM49 95H50V93H49ZM103 95V94H102ZM105 95V94H104ZM115 95V94H114ZM122 95H124V94H122ZM126 95V96H127ZM130 95V94H129ZM128 95V96H129ZM154 94H152V96H153ZM156 95V94H155ZM170 96H171V94H169ZM180 95H181V93H180ZM1 96V95H0ZM62 96H64V95H62ZM61 96V97H62ZM101 95H99V97H100ZM108 96H109V101L111 100L110 98V95L108 94ZM111 96H112V94H111ZM120 96H121V94H120ZM125 96V95H124ZM123 96V97H124ZM128 96L126 97V98H128ZM172 96H174V93H173V95ZM177 96V95H176ZM182 96V95H181ZM194 96H196V95H194ZM65 97H67V95L65 96ZM64 97V99H66ZM103 97V96H102ZM107 97V96H106ZM112 97H114V96H112ZM118 97H119V95H118ZM133 97V96H132ZM131 97V98H132ZM150 97L151 96H149V99H150ZM167 97V96H166ZM175 97V96H174ZM44 98V97H43ZM42 98V99H43ZM46 98L48 99V96H46ZM70 98H68L67 100H69ZM156 98V97H155ZM186 98V97H185ZM189 98H191V97H189ZM45 99V98H44ZM54 99V100H55ZM61 99H63V98H61ZM71 99V100H72ZM107 99V98H106ZM105 99V100H106ZM138 98H136V100H137ZM139 99V100H140ZM169 99V98H168ZM168 99H165L167 102H168ZM171 99H174L173 97H171ZM192 99V98H191ZM2 101H3V99H1ZM11 100L13 101L12 103H11ZM15 100V101H14ZM49 100V99H48ZM100 100V99H99ZM113 100V99H112ZM112 100L109 102L110 103V105L113 103L112 102ZM114 100H115V98H114ZM130 100V99H129ZM135 100V99H134ZM182 100V101H183ZM35 101V100H34ZM39 100H36V102H35V106L37 107V105H40V102L42 101H40V102H38ZM66 101V100H65ZM74 101V103H75V100H73ZM117 101V100H116ZM119 101V100H118ZM117 101V102H118ZM130 101H132V100H130ZM130 101H126L127 103H130ZM138 101V100H137ZM166 101H164V105H165V102ZM175 101H176V99H175ZM181 100L179 99V102H180ZM57 102V101H56ZM59 102H60V100H59ZM62 102V101H61ZM79 102V104L81 103L80 102V100L78 101ZM108 102V101H107ZM112 102V103H111ZM115 102V101H114ZM117 102H115V106H116V103ZM121 102H123V101H121ZM120 102V103H121ZM146 102V101H145ZM150 101H148V104H150L149 103ZM156 102L158 103V100H156ZM167 102H166V106H167ZM184 102V101H183ZM11 103V104H10ZM33 103V102H32ZM47 103V102H46ZM50 103V102H49ZM64 103V102H63ZM71 102H69V103H67V105L68 104H70ZM77 103V102H76ZM75 103V104H76ZM140 103H141V101H140ZM153 104H154V102H152ZM151 103V104H152ZM171 103V102H170ZM169 103V104H170ZM177 103V102H176ZM4 105V103L3 102H0V111H4V110H2L3 108V105ZM16 105H18L17 103H15ZM51 104V103H50ZM124 104V103H123ZM131 104H132V102H131ZM130 104V105H131ZM135 104H136V102H135ZM142 104H144V101H143V103ZM145 104H147V103H145ZM144 104V105H145ZM173 104V103H172ZM180 104V103H179ZM185 104V106H187ZM43 105V104H42ZM52 105V104H51ZM54 105L55 106H57L55 103H54ZM66 105V106H67ZM76 105H78V104H76ZM75 105V106H76ZM83 104H81V106H82ZM106 105V104H105ZM126 105V104H125ZM129 105V104H128ZM138 105V104H137ZM136 105V106H137ZM141 105V104H140ZM144 105H143V107H144ZM174 105V104H173ZM175 105H177V104H175ZM174 105V106H175ZM15 106V105H14ZM18 106H20V105H18ZM21 106H22V104H21ZM27 106H28V104H27ZM26 106V107H27ZM50 106V105H49ZM79 106L80 105H78V106H76L77 107V109L79 108ZM80 106V107H81ZM113 106H114V104H113ZM111 107V108H116L115 106L114 107ZM120 106V105H119ZM124 106V105H123ZM139 106V105H138ZM153 106V105H152ZM181 106V105H180ZM23 107V106H22ZM42 107V106H41ZM40 107V108H41ZM50 107H52V106H50ZM68 107H69V105H68ZM143 107H141L142 109H143ZM158 107V106H157ZM156 106H155V108H157ZM160 107V106H159ZM158 107V108H159ZM165 107V106H164ZM169 107H170V105H169ZM169 107H168V109H169ZM182 107H184V104L182 105ZM188 107V106H187ZM194 107V108H193ZM34 108L35 107H32V109L34 110ZM47 108L48 107H46L44 110H41L40 112L41 113H43V111L45 112V110H47ZM72 108V107H71ZM71 108H70V110H71ZM129 108V107H128ZM140 108V107H139ZM141 108L139 109V110H141ZM166 108V107H165ZM164 108V109H165ZM174 108V107H173ZM176 108H177V106H176ZM186 108V107H185ZM14 109V108H13ZM16 109V108H15ZM19 109V108H18ZM22 109V108H21ZM37 109H39L38 107H37ZM52 109H54V108H52ZM66 109H68V108H66ZM72 109H75V108H72ZM80 109V108H79ZM108 110H109V108H107ZM106 109V110H107ZM117 109V108H116ZM124 109H126V108H124ZM145 109V108H144ZM7 110V109H6ZM10 110H12V108H10ZM84 110V109H83ZM107 110V111H108ZM132 110V109H131ZM166 110V109H165ZM174 110V109H173ZM186 110V109H185ZM30 111V110H29ZM51 111V110H50ZM60 111H62V109L60 108ZM60 111H59V113H60ZM72 111V110H71ZM75 111V110H74ZM114 111V110H113ZM157 111H158V109H157ZM171 111H172V106H171ZM170 111V112H171ZM175 111H177L178 112V109L177 110H175ZM11 113L13 112V111H10ZM18 112V111H17ZM16 112V113H17ZM20 112H22V111H20ZM31 112H32V110H31ZM36 112V111H35ZM70 112V111H69ZM110 112H112V110L110 111ZM137 112V111H136ZM143 112V111H142ZM167 112V111H166ZM174 112V111H173ZM182 111L180 110V113H176L175 114V116L176 115H178V117L180 116L179 114H182L181 113ZM2 113V112H1ZM4 113V112H3ZM2 113V114H3ZM8 113H9V111H8ZM7 113V114H8ZM53 113V112H52ZM73 113V112H72ZM109 113V112H108ZM107 113V118H109L110 117V113L108 114ZM164 113V112H163ZM162 113V114H163ZM19 114V113H18ZM32 114H33V112H32ZM31 114V115H32ZM37 114V113H36ZM45 114V113H44ZM61 114V113H60ZM105 114H106V111H105ZM122 114V113H121ZM121 114H120V116H121ZM127 114V113H126ZM151 114H153V113H151ZM168 115H170V113H167ZM167 114H166V116H167ZM34 115V114H33ZM46 115H48V114H46ZM88 115H90V114H88ZM88 115H86L87 117H88ZM172 115V114H171ZM171 115H170V118L169 119H173L174 120V118H171ZM174 115V114H173ZM173 115H172V117H173ZM3 115H1V117H2ZM59 116V115H58ZM71 116V115H70ZM85 116V117H86ZM105 116V115H104ZM174 116V117H175ZM193 116V117H192ZM204 116L207 118H204ZM0 117V118H1ZM9 117V116H8ZM10 117H12V116H10ZM18 117V116H17ZM28 117V116H27ZM48 117V116H47ZM79 117H81L82 118V120L79 118ZM85 117H82V116H80V114L77 116V119L79 120H77L76 118H75V121L73 120L74 118H72L71 119V122H72V120H73V123L74 122H78V126L80 125V124H82L83 123V120L85 119ZM152 117V116H151ZM157 117V116H156ZM163 117H165V115L163 116ZM163 117L161 118V119H163ZM168 117L169 116H167V118L166 119H168ZM177 116H176V118L177 119H175V120H179V118L181 119L182 118V116L181 117H179L178 118ZM189 117H191V119L188 121V118ZM6 118V117H5ZM4 117H3V119H5ZM15 118V117H14ZM43 118V117H42ZM54 118H55V116H54ZM60 118V117H59ZM104 118V117H103ZM117 118V117H116ZM124 118V117H123ZM155 118V117H154ZM2 119V118H1ZM11 119V118H10ZM86 119H89V118H86ZM113 119V118H112ZM161 119L159 120V119H157V121H161ZM26 120V119H25ZM32 120V119H31ZM35 120V119H34ZM33 120V121H34ZM58 120V119H57ZM185 120V119H184ZM1 121V120H0ZM3 121V120H2ZM61 121H63V120H61ZM88 121V120H87ZM118 121V120H117ZM156 121V122H157ZM169 121V124L168 123H166V124H168L169 126H170V124H173L174 122L173 121H171V120H168ZM180 121V120H179ZM8 122H9V120H8ZM46 122V121H45ZM56 122V121H55ZM76 122V123H77ZM80 122V123H79ZM109 122V121H108ZM119 122V121H118ZM144 122V121H143ZM164 122H165V119H164ZM163 122V123H164ZM211 122V124H210V126L208 125L209 123ZM26 123H28V122H26ZM54 123V122H53ZM69 123V122H68ZM76 123H74V125L76 124ZM148 123V122H147ZM158 123V122H157ZM160 123V122H159ZM161 123H162V121H161ZM160 123V124H161ZM175 123H177V122H175ZM182 123V124H183ZM40 124V123H39ZM85 124V123H84ZM87 124V123H86ZM156 124V123H155ZM165 124V123H164ZM41 125V124H40ZM63 125V124H62ZM62 125H60V126H62ZM70 125H72V124H70ZM70 125H68V129H70L69 127H71ZM77 125V124H76ZM111 125V124H110ZM184 125V124H183ZM182 125V126H183ZM0 126H1V124H0ZM24 126H26V125H24ZM65 126V125H64ZM67 126V125H66ZM85 126V125H84ZM88 126V125H87ZM144 126V125H143ZM152 126V125H151ZM153 126H155V125H153ZM176 126V124L174 125V128H176L175 127ZM27 127H28V125H27ZM31 127V126H30ZM73 127V126H72ZM81 127H83V125L81 126ZM149 127H150V125H149ZM172 127V126H171ZM180 127V126H179ZM210 127V128H209ZM59 128V127H58ZM65 128V127H64ZM87 128V127H86ZM86 128H84L85 130H86ZM95 127H94V125H93V129H94ZM115 128V127H114ZM162 128V127H161ZM166 128V127H165ZM170 128V127H169ZM181 128H184V127H181ZM188 128V127H187ZM189 128H190V126H189ZM36 129H37V127H36ZM82 130V132H81V134H85V130ZM88 129V128H87ZM148 129V128H147ZM167 129V128H166ZM166 129H165V131H166ZM177 129V128H176ZM225 129H227L228 131H227V134H226V130ZM66 130V129H65ZM75 130V129H74ZM91 130V129H90ZM32 132L34 131V129L33 130H31ZM96 131V130H95ZM100 131V130H99ZM99 131H96V132H99ZM170 131H171V129H170ZM173 131V130H172ZM177 131V130H176ZM180 131H182V130H180L179 129V132ZM188 131V130H187ZM190 131V130H189ZM211 131V130H210ZM219 131V130H218ZM65 132V131H64ZM87 132V131H86ZM166 132H169V130H167ZM193 132V131H192ZM195 132V131H194ZM196 132H198V131H196ZM216 132V131H215ZM220 132V131H219ZM222 132V133H223ZM69 133H71V132H69ZM74 133V132H73ZM79 133H80V131H79ZM94 133V132H93ZM100 133H101V131H100ZM174 133V132H173ZM185 133V132H184ZM204 133H207V132H204ZM204 133H202V135L204 134ZM212 133V132H211ZM45 134V133H44ZM55 134V133H54ZM66 134H67V132H66ZM80 134V135H81ZM83 134V135H84ZM87 134V133H86ZM99 134V133H98ZM147 134V133H146ZM164 134V133H163ZM166 134V133H165ZM164 134V135H165ZM168 134V133H167ZM170 134H172L171 132H170ZM46 135V134H45ZM60 135H62V134H60ZM72 135V134H71ZM75 135V134H74ZM92 135H94V134H92ZM91 135V137L93 138V136ZM143 135V134H142ZM157 135V134H156ZM178 134L176 133V136H177ZM189 135V134H188ZM191 135V134H190ZM199 135V134H198ZM212 135H213V133H212ZM216 135H218L217 133H216ZM52 136V135H51ZM56 136H58V135H56ZM89 136H90V133H89ZM100 136H101V134H100ZM102 136H104V135H102ZM112 136V135H111ZM154 136V135H153ZM194 136V135H193ZM223 136V135H222ZM221 136V137H222ZM42 137V136H41ZM95 137H98V138H100L99 137V135H96ZM165 137V136H164ZM180 137V136H179ZM205 137H207V136H205ZM225 137V136H224ZM225 137V138H226ZM43 138V137H42ZM49 137H47V138H45V140L46 139H48ZM52 138V137H51ZM50 138V139H51ZM86 138H89V137H86ZM92 138H90V140L92 139ZM97 138V139H98ZM106 138V137H105ZM193 138V137H192ZM203 138H204V135H203ZM213 138V137H212ZM212 138H209V139H211V141H213V142H215V140H212ZM218 138V137H217ZM217 138H215V139H217ZM223 138V137H222ZM21 139H23V138H21ZM75 139H77L76 137H75ZM75 139H73V140H75ZM95 139V138H94ZM103 139V138H102ZM152 139V138H151ZM150 139V140H151ZM157 139V138H156ZM166 139V138H165ZM178 139V138H177ZM205 139V138H204ZM219 139V141H220V138H218ZM93 140V139H92ZM99 140V139H98ZM139 140V139H138ZM176 140V139H175ZM206 140H208V139H206ZM205 140V141H206ZM230 140V139H229ZM235 140V141H236ZM31 141H38L37 139H33V140H31ZM44 141V140H43ZM43 141H41L42 143H43ZM75 141H78V139L77 140H75ZM87 141V140H86ZM89 141V140H88ZM95 141H96V139H95ZM95 141H93L94 143H95ZM107 141V140H106ZM106 141H105V139H104V141L103 142H105L106 143ZM110 141V140H109ZM109 141L107 142V143H109ZM142 141H143V139H142ZM173 141H174V139H173ZM195 141V140H194ZM193 141V142H194ZM200 141V140H199ZM223 141H225L224 139H223ZM227 141V140H226ZM234 141V140H233ZM40 142V141H39ZM70 142V143H69ZM69 142H67V145H68V147L69 146H71L72 145V147H74L73 145H75V144H77V142H74L75 144H71V142H72V139H70V141ZM100 142V140L98 141V143ZM135 142H137V141H135ZM184 142H186V141H184ZM217 142H218V140H217ZM222 142V141H221ZM89 143V142H88ZM97 143V144H98ZM100 143H102V142H100ZM138 143V142H137ZM152 143H153V141H152ZM162 143V142H161ZM174 143V142H173ZM205 143V142H204ZM207 143V142H206ZM212 143V142H211ZM210 142H208V144L210 145L211 144ZM233 143H235L236 144V146L237 147H239V142L238 143H236V142H232V144ZM8 144V143H7ZM36 144V143H35ZM35 144H33V148H36L37 150H34L33 149V151H30L29 149H26L27 151H29V155H28V157H32L31 159H29L30 160V162H28V163H30V164H28V165H30L29 167L27 166V165H22V166H24V167H20L19 165H21L22 163H23V157H21L17 152V154L19 155V156H17V154H15V157H14V159H12V158H9L8 157V159H12V160H9V162H7V160L4 162V161H2L3 163H1L0 162V186H1V184H3V183H10V182H15V181H17V180H20V179H22V178H24L25 176V178H27L28 179V181L30 180V182H33L34 184H35V186H33L35 189L36 188H40V186H38V183H41V181L42 180H40V179H38V176H37V174H36V171L35 170H39L38 168H36V167H34L33 168V166H36V164H35V162H37V159H36V156H40V154H41V157H43V159L45 160H43L44 162H46L47 164H46V167H48L49 166V168H50V165H49V161L51 160L52 161V158H51V156H53V154H54V149H55V145L53 146H48V147H46L45 149L44 148H42V144H40V143H37V145L36 146H38V144H40L41 145V148H40V150H39V148H37L36 146H35ZM71 144V145H70ZM90 144V143H89ZM132 144V143H131ZM166 144V143H165ZM164 144V145H165ZM182 144V143H181ZM189 144H190V142H189ZM218 145L220 144V143H217ZM231 144V145H232ZM31 145V144H30ZM64 145V144H63ZM67 145H64V146H67ZM99 145H101V144H99ZM113 145V144H112ZM175 145V144H174ZM191 145H192V142H191ZM217 145V146H218ZM221 145V144H220ZM230 145V144H229ZM229 145H227L228 147L227 148H229ZM230 145V146H231ZM242 145H240V147H242ZM3 146V145H2ZM62 146V145H61ZM81 147H79V148H81V149H83L84 147L82 146V145H80ZM93 146V145H92ZM102 146V145H101ZM106 146H108V145H106ZM105 146V147H106ZM182 146V145H181ZM205 147H206V145H204ZM31 147V146H30ZM31 147V148H32ZM83 147V148H82ZM161 147V146H160ZM173 147V146H172ZM171 147V148H172ZM177 147H178V145H177ZM209 147V146H208ZM233 147H234V144H233ZM1 148V147H0ZM25 148V147H24ZM23 148V151L25 150ZM66 148V147H65ZM70 148V147H69ZM77 148H78V146H77ZM78 148V149H79ZM201 148V147H200ZM231 148H232V146H231ZM243 148V147H242ZM242 148L241 149H237V150H242ZM108 149V148H107ZM106 149V150H107ZM150 149V148H149ZM157 149V148H156ZM234 149H235V147H234ZM233 149V150H234ZM22 150V148L19 150V151H21ZM39 150V152H37ZM96 150V149H95ZM157 150H161V149H157ZM156 150V151H157ZM172 150V149H171ZM183 150V149H182ZM209 150H211V149H209ZM221 150H223V149H221ZM226 150V149H225ZM17 151H18V149H17ZM18 151V152H19ZM64 151V150H63ZM72 151H74L75 152V150H72ZM77 151L78 150H76V153H77ZM162 151V150H161ZM214 151V150H213ZM229 151H232V150H229ZM25 153H26V151H24ZM31 152V153H30ZM88 152V151H87ZM109 152V151H108ZM151 152H153V151H151ZM163 152V151H162ZM176 152V151H175ZM219 152V151H218ZM228 151L226 150V153H227ZM238 152V151H237ZM20 154H22V152H19ZM28 153V152H27ZM58 153V152H57ZM75 153V154H76ZM110 153V152H109ZM212 153V152H211ZM240 153V152H239ZM56 154V153H55ZM54 154V155H55ZM73 154V153H72ZM89 154H91V152H89L88 153V157H89ZM169 154V153H168ZM202 154V153H201ZM231 154H233V153H231ZM237 154V153H236ZM23 155H25L24 153H23ZM27 155V154H26ZM70 155V154H69ZM86 155V154H85ZM84 155V156H85ZM109 155V154H108ZM162 155V154H161ZM194 155V154H193ZM207 155V154H206ZM209 155V154H208ZM213 155V154H212ZM211 155V156H212ZM215 155H217V154H215ZM223 155H225V153L223 154ZM6 156H8V154L6 155ZM10 156V155H9ZM105 156V155H104ZM107 156V155H106ZM172 156V155H171ZM233 156L234 155H232V158H233ZM13 157V156H12ZM27 156H26V158H28ZM40 157V158H41ZM67 157V156H66ZM80 157V156H79ZM81 157H82V155H81ZM87 157V158H88ZM108 157V156H107ZM215 157V156H214ZM217 157V156H216ZM7 158V157H6ZM25 158V157H24ZM51 158V159H50ZM68 158V157H67ZM78 158V157H77ZM86 158V159H87ZM148 158V157H147ZM164 158H165V156H164ZM243 158V157H242ZM21 159H22V161H21ZM230 159V158H229ZM42 160V159H41ZM66 160V159H65ZM68 160V159H67ZM155 160V159H154ZM210 160V159H209ZM214 161H215V159H213ZM217 160V159H216ZM25 161H26V159H25ZM28 161V160H27ZM32 161L34 162V163H32ZM58 161V160H57ZM80 161V160H79ZM198 161V160H197ZM207 161V160H206ZM244 161V160H243ZM41 162V161H40ZM68 162V161H67ZM184 162V161H183ZM209 162V161H208ZM231 162V161H230ZM237 162H239V161H237ZM42 163V162H41ZM81 163V162H80ZM180 163V162H179ZM220 163V162H219ZM252 163V164H253ZM34 164V165H33ZM40 164V163H39ZM44 164V163H43ZM45 165V164H44ZM53 165H54V163H53ZM228 165V164H227ZM249 165V164H248ZM255 165V164H254ZM39 166V165H38ZM37 166V167H38ZM250 166H252V165H250ZM227 167V166H226ZM249 167V166H248ZM36 168V169H35ZM42 169V171H43V168L44 169H46L45 168V166L44 167H41ZM244 168V167H243ZM254 168H256V167H254ZM264 168V167H263ZM35 169V170H34ZM165 169V168H164ZM250 169V168H249ZM260 169V168H259ZM41 170H39L40 172H41ZM61 170V169H60ZM101 172H102V176L101 177H98L99 179H105V178H110V173H109V171L108 170H104L105 171V173L103 172V170L100 168L99 169ZM181 170V169H180ZM209 170V169H208ZM254 170V169H253ZM263 170V169H262ZM38 171V172H39ZM52 171H53V169H52V167L50 168V169H48L47 170V172H48V174L50 175L51 173H52ZM56 171V170H55ZM99 171V172H100ZM244 171H245V169H244ZM100 172V173H101ZM156 172V171H155ZM181 172V171H180ZM246 172H247V170H246ZM254 172H256V171H254ZM100 173H99V176H100ZM157 173V172H156ZM221 173V172H220ZM231 173V172H230ZM262 173V172H261ZM202 174H204V173H202ZM226 174V173H225ZM246 174V173H245ZM252 174V173H251ZM49 175H47L46 176V180H45V182L44 183H48V181H49ZM232 175H234V174H232ZM254 175V174H253ZM152 176V175H151ZM193 176V175H192ZM213 176V175H212ZM222 176V175H221ZM243 176V175H242ZM232 177V176H231ZM97 178V179H98ZM170 178V177H169ZM175 178V177H174ZM222 178V177H221ZM240 178V177H239ZM248 178V177H247ZM186 179V178H185ZM28 181H26L27 183H28ZM97 181V180H96ZM98 181H100V182H98V184L97 185H99V186H101L102 185V182L103 181H101V180H98ZM21 182V181H20ZM43 182V181H42ZM113 182V181H112ZM167 182V181H166ZM244 182V181H243ZM255 182V181H254ZM24 183H25V181H24ZM23 183V184H24ZM226 183H227V180H226ZM26 184V183H25ZM115 184V183H114ZM177 184V183H176ZM4 186V185H3ZM32 186V185H31ZM228 186V185H227ZM252 186V185H251ZM32 187V188H33ZM193 187V186H192ZM219 187V186H218ZM27 188H28V186H27ZM34 188H33V190H34ZM99 188V187H98ZM62 189V188H61ZM61 189H59L60 190V192H61ZM137 189V188H136ZM252 189H253V187H252ZM258 189V188H257ZM99 190V193H97L96 194V196H94L95 197V199H93V201L92 202H95L96 204H99V209L98 210H100L101 211V209L102 208H105V207H109V206H111V205H114V204H116L117 202H119L120 200H122L123 198H125V197H128L129 196V198H130V201H131V197H130V195H125V193L123 194V193H119V192H116V193H111V192H108V193H110V194H105L104 192H106V191H104L103 189H101V187H100V189H98ZM256 190V189H255ZM37 191V190H36ZM36 191H33V193H35L36 194ZM104 191V192H103ZM133 191V190H132ZM137 191V190H136ZM224 191V190H223ZM235 191V190H234ZM246 191V190H245ZM113 192V191H112ZM140 192V191H139ZM255 192V191H254ZM3 193V192H2ZM39 193H41V192H39ZM38 193V195L36 196L38 199H40V197H42V196H40V194ZM104 193V194H103ZM128 192H126V194H127ZM218 193V192H217ZM7 194V193H6ZM10 194V193H9ZM129 194H130V192H129ZM133 194V196H134V193H132ZM131 194V195H132ZM135 194H139V193H136L135 192ZM211 194V193H210ZM245 194V193H244ZM251 194H253V193H251ZM4 195V194H3ZM88 195H90V194H88ZM40 196V197H39ZM54 196V195H53ZM52 196V197H53ZM59 196V198L60 197H63V196H65V193H64V195L62 196V195H58ZM123 196H125V197H123ZM132 196V197H133ZM138 196V195H137ZM7 197V196H6ZM72 197H73V195H72ZM123 197V198H122ZM175 197V196H174ZM187 197V196H186ZM254 197V196H253ZM257 197V196H256ZM11 198V197H10ZM37 198H36V200H37ZM70 198V197H69ZM147 198V197H146ZM56 199H58V198H56ZM135 199V198H134ZM134 199H132V200H134ZM264 199V198H263ZM66 200V199H65ZM141 200H142V196H141ZM223 200V199H222ZM261 200V199H260ZM38 201H41V200H38ZM43 201V200H42ZM47 201V200H46ZM50 201V200H49ZM52 201V200H51ZM61 201H63V200H61ZM231 201V200H230ZM234 201V200H233ZM246 201V200H245ZM263 201V200H262ZM37 202V201H36ZM59 202V201H58ZM140 203V199L137 201V203ZM181 202V201H180ZM193 202V201H192ZM210 202V201H209ZM235 202V201H234ZM39 203V202H38ZM41 203V202H40ZM129 203H131V202H129ZM134 203H135V201H134ZM136 203V204H137ZM260 203H261V201H260ZM264 203V202H263ZM5 204V202H4V200H2V198L0 197V208L3 206ZM43 204H45L44 202H43ZM66 204V203H65ZM74 204V203H73ZM256 204V203H255ZM139 205V204H138ZM221 205V204H220ZM227 205V204H226ZM48 206H49V204H48ZM65 206H67V204L65 205ZM128 206H130V205H128ZM127 206V207H128ZM134 206H135V204H134ZM224 206H225V204H224ZM238 206V205H237ZM247 206V205H246ZM252 206V205H251ZM258 206V205H257ZM45 207H47V205L45 206ZM117 207V206H116ZM141 207V206H140ZM171 207V206H170ZM264 207V206H263ZM48 208V207H47ZM84 208V207H83ZM120 208V207H119ZM137 208V207H136ZM148 208H150V207H148ZM51 209V208H50ZM106 209V211H107V208H105ZM129 209H132V212H133V214L135 213L133 210H134V208H130L129 207ZM233 209V208H232ZM65 210V209H64ZM63 210V211H64ZM103 210V209H102ZM116 210V209H115ZM118 210V209H117ZM150 210V209H149ZM60 211V210H59ZM127 212H128V209L126 210ZM126 211H124V212H126ZM130 211V210H129ZM194 211V210H193ZM220 211V210H219ZM222 211V210H221ZM116 212V211H115ZM131 212V211H130ZM1 213V212H0ZM51 213V212H50ZM94 213V212H93ZM107 213H109V212H107ZM107 213L105 214V215H107ZM222 213V212H221ZM83 214V213H82ZM96 214V213H95ZM100 214V213H99ZM132 214V213H131ZM131 214L129 213L128 215H130L131 216ZM132 214V217H134L135 215H133ZM193 214V213H192ZM211 214V213H210ZM62 215V214H61ZM64 215V214H63ZM126 215H127V213H126ZM52 216H54L53 215V213H52ZM92 217L94 216L95 217V215H91ZM102 216V215H101ZM104 216V215H103ZM103 216L100 218V219H102L103 218ZM152 216V215H151ZM156 216H159V215H157L156 214ZM191 216V215H190ZM218 216V215H217ZM41 217V216H40ZM117 217V216H116ZM125 217V216H124ZM129 217V216H128ZM152 217H154V216H152ZM151 217V218H152ZM176 217V216H175ZM52 218V217H51ZM69 218V217H68ZM86 218V217H85ZM89 218V217H88ZM130 218V217H129ZM128 218V222H130V224H128V225H130L129 226V231H126V233H123V232H121V234H122V237L120 238V241L122 242V241H125V242H128V243H133L134 242V231H133V229H132V226H131V224L133 223V219L130 221V219ZM141 218V217H140ZM156 218V217H155ZM254 218V217H253ZM115 220H116V218H114ZM126 219V218H125ZM124 219V220H125ZM146 219H148V218H146ZM145 219V221H147ZM154 219V218H153ZM176 219H177V217H176ZM218 219V218H217ZM249 219V218H248ZM57 220V219H56ZM91 220V219H90ZM97 220V219H96ZM95 220V221H96ZM113 219H111L110 220V222H114V221H112ZM141 220V219H140ZM155 220V219H154ZM182 220V219H181ZM85 221V220H84ZM95 221H93V222H95ZM99 221V220H98ZM125 221H127V220H125ZM153 220H151V221H149V222H152ZM157 221V220H156ZM86 222V221H85ZM92 222V223H93ZM101 222H103V224L105 223V224H107V223H109V221L107 220V222H105V219L103 220V221H101ZM118 222V221H117ZM117 222L115 221V223L117 224ZM144 222V221H143ZM80 223H82V222H80ZM84 223V222H83ZM88 224L90 223V222H87ZM91 223V224H92ZM96 223H97V221H96ZM119 223H120V221H119ZM142 223V222H141ZM161 223H163V222H161ZM13 224V223H12ZM72 224V223H71ZM78 224V223H77ZM88 224H87V226H88ZM90 224V225H91ZM98 224H99V222H98ZM97 224V225H98ZM110 224V223H109ZM116 224L115 225H113L112 226V224H111V227L109 226L108 228H103L101 225H102V223L100 224V226H99V228H103V230H101V232L99 233L100 234V236H98L99 238L101 237V236H103L102 235V233L105 231V232H107L108 233V235L109 236H111V239H115V237L113 236L115 233H117L118 231H120L121 230V227H119V226H116ZM144 224V223H143ZM146 224H148V225H146ZM146 224H144V226H149L150 224L149 223H146ZM156 224H160V223H156ZM164 224V223H163ZM179 224V223H178ZM196 224V223H195ZM83 225V224H82ZM93 225H95V224H93ZM137 225H139V224H137ZM142 224H140V226H141ZM166 225V224H165ZM168 225V224H167ZM166 225V226H167ZM174 225V224H173ZM176 225V224H175ZM197 225V224H196ZM199 225V224H198ZM197 225V227H199ZM246 225V224H245ZM12 226V225H11ZM81 226V225H80ZM144 226H141V227H144ZM155 226H157V225H155ZM160 226V225H159ZM158 226V227H159ZM166 226H163V227H166ZM74 227V226H73ZM146 227V229H148ZM150 227H151V225H150ZM169 227V226H168ZM193 226H191V228H192ZM247 227V226H246ZM245 227V228H246ZM75 228H76V226H75ZM208 228V227H207ZM256 228H259V230H257L258 232L259 231H261V230H263L264 231V210H263V212H262V214H261V216H259L258 218H255V219H252L251 218V220H249V224H248V236H249V240H250V243H256V241H255V238H258V237H256L258 234H256ZM74 229V228H73ZM86 229V228H85ZM154 229V228H153ZM162 228H159V231L161 230ZM164 229V228H163ZM168 228H166V230H167ZM174 229V228H173ZM172 229V230H173ZM189 229H190V227H189ZM209 229V228H208ZM63 230H64V228H63ZM75 230V229H74ZM73 230V231H74ZM87 230V229H86ZM118 230V231H117ZM126 230V229H125ZM156 230V229H155ZM155 230H153L154 231V233L156 232ZM171 230V229H170ZM185 230V229H184ZM193 230V229H192ZM199 230V229H198ZM200 230L202 231V229L200 228ZM199 230V231H200ZM207 230V229H206ZM210 230V229H209ZM219 230V229H218ZM233 230V229H232ZM234 230H235V228H234ZM245 230H247V228L245 229ZM77 231V230H76ZM115 231V232H114ZM138 231V230H137ZM143 231V230H142ZM152 231V232H153ZM158 231V230H157ZM163 231V230H162ZM162 231H160V233H162ZM181 231V230H180ZM223 231V230H222ZM262 231V232H263ZM104 232V233H105ZM148 232V231H147ZM164 232H165V230H164ZM197 232V231H196ZM79 233V232H78ZM86 233H87V231H86ZM120 233V232H119ZM149 233V232H148ZM159 233V235H161ZM165 233H167V231L165 232ZM178 233V232H177ZM181 233H182V231H181ZM202 234H203V232H201ZM209 233V232H208ZM239 233V232H238ZM240 233H241V231H240ZM260 233V232H259ZM75 234H77V233H75ZM155 234H157L158 235V233H155ZM198 234V233H197ZM233 234V233H232ZM71 235H74V234H71ZM71 235H69V236H66V238L68 237H72ZM86 235V234H85ZM154 235V234H153ZM163 235H165V234H163ZM163 235H161L162 237H163ZM180 235V234H179ZM194 235V234H193ZM192 235V236H193ZM262 235V234H261ZM264 235V234H263ZM65 236V235H64ZM88 236V235H87ZM86 236V237H87ZM156 236V235H155ZM247 236V235H246ZM117 237V236H116ZM145 237V236H144ZM148 237H149V235H148ZM159 237V236H158ZM165 237H166V235H165ZM171 237V236H170ZM81 238V237H80ZM105 238H106V236H105ZM147 238V237H146ZM161 238V237H160ZM159 238V239H160ZM172 238V237H171ZM179 238V237H178ZM192 238V237H191ZM195 237H193V239H194ZM243 238H244V236H243ZM263 238V237H262ZM72 239V238H71ZM78 239V238H77ZM82 239V238H81ZM143 239V238H142ZM150 239V238H149ZM152 239V238H151ZM197 239V238H196ZM196 239H194V240H196ZM205 239V238H204ZM76 240V239H75ZM83 240H85V237H84V239ZM82 240V241H83ZM92 240V239H91ZM157 240V242H158V239H156ZM163 239H161V241H162ZM180 240V239H179ZM179 240H178V243H179ZM192 240V239H191ZM114 241H116V240H114ZM152 241V240H151ZM151 241H149V240H144L141 244H140V246H141V250H142V252H141V254H139V255H135V256H133V257H129V258H124V259H122L121 260V263L120 264H150L149 263V260L152 258V256H155L158 252H160L161 251V258L163 259V255H167L166 253H167V251L169 250V248H171L172 247V245H170V242L168 241L167 243H165V244H168L169 243V248H168V250H166L165 248H164V246L163 245H161V242H160V244H158V243H156V242H151ZM160 241V240H159ZM164 241V240H163ZM197 242H199L198 240H196ZM195 241V242H196ZM201 241V240H200ZM264 241V240H263ZM78 242V241H77ZM87 242V241H86ZM90 242V241H89ZM173 242V241H172ZM177 242V241H176ZM240 242H242V241H240ZM80 242H78V244H79ZM137 243H139V241L137 242ZM164 242H162V244H163ZM184 244H185V242H183ZM182 243V244H183ZM243 243V242H242ZM245 243V242H244ZM248 243V242H247ZM261 243V242H260ZM75 245V246H78L79 247V245ZM96 244V243H95ZM99 244V243H98ZM173 244V243H172ZM177 244V243H176ZM80 245H81V243H80ZM85 245V244H84ZM83 245V246H84ZM91 245V244H90ZM101 245V244H100ZM161 245V246H160ZM173 245H175V244H173ZM197 245V244H196ZM198 245H200V244H198ZM258 245V244H257ZM260 245V244H259ZM261 247H263V244L261 243ZM92 246V245H91ZM127 246V245H126ZM129 246V245H128ZM139 246V247H140ZM167 246V245H166ZM171 246V247H170ZM183 246H185V245H183ZM187 246V245H186ZM192 246V245H191ZM87 247V246H86ZM86 247H84V248H86ZM93 247V246H92ZM260 247V248H261ZM98 249H99V247H97ZM174 248V247H173ZM176 248V247H175ZM232 248V247H231ZM230 248V249H231ZM90 249V248H89ZM97 249V250H98ZM105 249V248H104ZM125 249V248H124ZM163 249L165 250V252H163ZM207 249V248H206ZM241 249V248H240ZM73 250V249H72ZM85 250V249H84ZM108 249H106V251H107ZM140 250V249H139ZM171 250H173V249H171ZM180 250H181V248H180ZM190 250V249H189ZM208 250V249H207ZM232 250V249H231ZM247 250V249H246ZM80 251V250H79ZM92 251H94V250H92ZM182 251V250H181ZM188 251V250H187ZM186 251V252H187ZM195 251V250H194ZM249 251V250H248ZM261 251V250H260ZM90 252V251H89ZM174 252V251H173ZM189 252V251H188ZM82 253V252H81ZM115 253V252H114ZM163 253V254H162ZM170 253V252H169ZM172 253V252H171ZM170 253V254H171ZM191 253V252H190ZM197 253V252H196ZM243 253V252H242ZM249 253V252H248ZM84 254V253H83ZM116 254V253H115ZM119 254V253H118ZM250 254V256H249V259H248V264H264V257L261 259L260 258V256L258 257V259H257V256H258V252L256 251V250H253L252 248H251V253H249ZM261 254V253H260ZM78 255V254H77ZM127 255V254H126ZM2 256V255H1ZM79 256V255H78ZM93 256V255H92ZM114 256V255H113ZM158 256V255H157ZM163 256V257H162ZM186 256V255H185ZM159 258H160V255L158 256ZM184 257V256H183ZM192 257V256H191ZM193 257H195V255L193 256ZM200 257V256H199ZM45 258V257H44ZM69 258V257H68ZM97 258V257H96ZM120 258V257H119ZM158 258V261H156L157 260V258L155 259V261H156V263L158 264V263H160V262H162V259L160 258L159 259ZM165 258V257H164ZM167 258V257H166ZM178 258V257H177ZM177 258H175V263L177 264L178 262V264H180V260L178 261V259ZM189 258H190V256H189ZM197 257H195V259H196ZM92 259V258H91ZM177 259V260H176ZM188 259V258H187ZM191 260L192 259H194V258H190ZM194 259V260H195ZM198 259V258H197ZM196 259V260H197ZM81 260H83V259H81ZM115 260V259H114ZM80 261V260H79ZM87 261V260H86ZM177 261V262H176ZM190 261V260H189ZM245 261V260H244ZM76 262V261H75ZM88 262V261H87ZM98 262V261H97ZM173 262H174V260H173ZM193 262H199V261H193ZM192 262V263H193ZM205 262V261H204ZM243 262V261H242ZM155 263V264H156ZM190 262H188L187 264H189ZM191 263V264H192ZM197 263H195V264H197ZM81 264V263H80ZM91 264H93V263H91ZM113 264H115V263H113ZM194 264V263H193ZM199 264V263H198Z\"/></svg>",
	"mask_w": 264,
	"mask_h": 264
}]
</instances>
